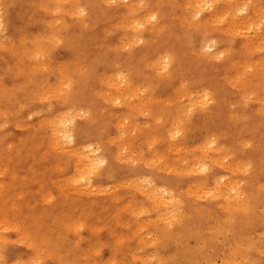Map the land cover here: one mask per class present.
<instances>
[{"label":"rangeland","instance_id":"374dc122","mask_svg":"<svg viewBox=\"0 0 264 264\" xmlns=\"http://www.w3.org/2000/svg\"><path fill=\"white\" fill-rule=\"evenodd\" d=\"M105 1H108V3L107 2L105 3ZM111 1H113V2H111ZM136 1L138 2L139 0H134V1L132 0V2L125 1V3H124V0H84V2L82 4L86 7H90L91 9H93L94 13L92 16L88 17V19L86 21H82L83 19H81L79 16L72 15L69 13V12H71L69 10H70L71 5H72L70 0L69 1L68 0H0V9L3 13V16H5V18H4V21H5L4 29L6 28L5 30L3 29L0 31V43H1L0 44V55H1L0 56V87H1L0 88V105H1L0 107H2V109L0 108V167L8 165L9 167H11V173L13 172L11 175L8 174L6 176L7 178L6 177H0V183L8 184V187L5 188V191L1 192V190H0V217L6 218L10 223H15V222L17 223L18 222V224L22 228H24L26 231H28V233L35 234L36 237L38 238L39 243H42L41 241L43 239L47 240V242H46L47 245H45V247L43 245H40V247L43 248L44 253L42 252L41 254H39V253L36 254L33 249H30L27 241L21 236L19 231L17 233V230L13 229L12 227L8 228V226L6 224L1 225L2 228L0 227V238L3 239L4 243L0 245V264H33V263L34 264H44V263L45 264H98V262H100V261H101L100 262L101 264H114L118 260H121L123 263H121V261H118L117 264H131V263L132 264H147V263L148 264H156V263L157 264H164V263H166V264H225L226 261L228 264L230 262H231L230 264H232V263L233 264H242V263L243 264H264V248H263L264 247V236H262V235H264V225H260V224H264V206H263L264 205V186H263L264 185V110L262 112V108H264V94L261 92L262 90L264 92V83H263L264 82L263 81L264 80V65H262L264 63L263 62L264 61V53H263L264 52V50H263L264 49V40H263L264 39L263 38L264 33L262 34V31L264 32V29H263L264 28L263 27L264 26V24H263L264 23V18H263L264 17V12H263L264 6H263V8H261L262 5H264V0H262V1L261 0H247V1L246 0H241V1L239 0V1H236V3L233 0H229V2H222L220 0H212V1H214V3L212 4V9L211 8L210 9L215 11V12L217 11L218 13L216 14L215 12H213V14H212L211 13L212 11H210V9H207L203 12L202 15L197 16L198 20L196 18V15L194 14L195 12H194L193 8H194V6L197 5L199 0H195V2L197 1L195 4H194V0H191L193 2H191L190 0H163V1L162 0H140V6L137 5L134 8H130L129 3L132 4V3H135ZM146 1H147V4L145 3ZM169 1H170V4L167 3ZM184 1H187V2H184ZM110 2H111V4H109ZM141 2H144L142 4L145 7L143 5H141ZM149 2H150V5H149ZM237 2L240 4L242 2V4H241L242 6H239V5L238 6L239 7L245 6V7L249 8L248 9L249 12L248 13H242V16H241V13L238 12V6L236 5V4H238ZM162 4H163V6H162ZM176 4H177V6H176ZM182 4L183 5L186 4L187 6L186 5L183 6ZM181 5H182V7H181ZM190 5H191V7H189ZM254 5H257L256 6L257 12H255V13H258L261 10L260 13H263L262 15L261 14L258 15V14L254 13V11L256 9V7H254ZM149 6H150V8H149ZM65 8H67V9H65ZM104 8H105V10H104ZM135 8H137V9H135ZM149 9H150V11H148ZM217 9L220 10V12ZM252 9H254V11ZM171 10H172V12H171ZM6 11H8V12H6ZM103 11H104V13H102ZM131 11H132V13H131ZM183 11L185 13H183ZM151 12H156L158 14V18H157L156 22H154V21L150 22L152 24L156 23L155 25L152 26V24H148L149 23L148 22V23H146L145 27H143V29L141 28L140 31L142 34H144V38H146L145 43L143 45L139 44L138 46L134 45V43H133L132 45L130 44V46H129L130 48H129L127 45L129 40L125 39L126 37L123 38V36H127V37H129L128 39L131 40L130 36H134V35H132V34H134L133 28H130V26H129V25H131V22L128 20L131 17H132V19L137 17L141 20H144V18L147 17V14H149ZM175 12H177V14ZM191 12H193V13H191ZM221 12L222 13L224 12L225 17L220 15ZM228 12H231V13L228 14ZM126 13H127V15H126ZM214 13L216 15H220V16L215 15V16H213L215 18H211L210 14L212 16V15H214ZM235 13H237V14L235 15ZM122 14H124V15L122 16ZM131 14H133V15H131ZM183 15H185V17ZM238 15H239V17H238ZM125 16H126V19L123 18ZM260 16H261V18H260ZM243 17H245V18H243ZM77 18H79V19L77 20ZM217 18H218V20H217ZM237 18H238L239 22H237L238 20H235ZM239 18L241 19V21ZM246 18L249 19L248 22H247L248 19H246ZM255 18L258 20H256ZM99 19H100V21H99ZM108 19H110V20H108ZM132 19H130V20L132 21ZM181 19H182V21H181ZM188 19H191V20H189V22H188ZM199 19L201 21H199ZM209 19L213 20V22H211V20H209ZM38 20H39V22H38ZM95 20H97V21H95ZM120 20H121V22H120ZM202 20H203V22H202ZM206 20H209L208 23H206L207 22ZM6 21H7V23H6ZM125 21H127L129 23L127 24V22H125ZM255 21L257 23H255ZM112 22H114V23H112ZM182 22H184V23H182ZM242 22H244V23H242ZM59 23H60V26H59ZM111 23H112V25H111ZM120 23H122V24H120ZM219 23H221L222 25ZM28 24H29V26H28ZM212 24H214V26ZM229 24L233 29L230 28ZM240 24H243L244 26L240 25ZM157 25H158V28H157ZM189 25H190V27H189ZM203 25H204V27H203ZM205 25L207 26V28ZM245 25H247V28H245ZM23 26H25L26 28ZM88 26H89V28H88ZM248 26H250V27H248ZM85 27H87V28H85ZM259 27L261 28V30L262 29L263 30L260 31ZM122 28L123 29L127 28V30H125V29L123 30ZM153 28H154V30H153ZM202 28H203V31H202ZM241 28L244 30L242 31ZM217 29H219V30H217ZM246 30H248L246 32L247 34L243 33ZM210 31H211V33H210ZM38 32H40V33H38ZM41 32H43V33H41ZM109 32L111 34H109ZM255 32L257 34H255ZM183 33H185V34H183ZM125 34H127V35H125ZM236 34H240V35L237 36ZM241 34L243 36H241ZM74 35L76 36V38ZM83 35H84V38H83ZM232 35L234 36V38L232 37ZM251 35H252V37L250 38ZM57 36H58V38H57ZM72 37H74V38L72 39ZM59 38H61V39H59ZM63 38H65V39H63ZM203 38H206V39L211 38L213 41L218 40L217 42H215L216 46L214 45L213 50L210 51V49H208V50L202 51L199 48V43ZM249 38H250V40H249ZM258 38H260L262 41H260V39L257 40ZM38 39L40 41H38ZM43 39L45 42L43 41ZM54 39H56V40H54ZM122 40H123V42H122ZM132 40H133V38H132ZM228 40H229V42H228ZM246 40H248V41H246ZM32 41H34L33 42L34 45L32 44ZM124 41L126 42L125 44H124ZM130 42L132 43V41H130ZM244 42H246L247 44ZM250 42H251V44H250ZM61 43H63V44H61ZM187 43H189V44H187ZM101 44H102V46H99ZM192 44H193V48H192ZM111 45L112 46L115 45V46L112 48ZM121 46L124 47V50H122ZM132 46H134V47L132 48ZM256 46H258V47H256ZM225 47H226V49L228 48L227 51H225L226 49L223 51V48H225ZM230 47L233 50L230 49ZM1 48L2 49L4 48L6 50H4V49L1 50ZM31 48H33V49H31ZM81 48H82V50H81ZM119 48H121V49H119ZM125 48H127V49H125ZM245 49H247V50H245ZM52 50H53V53H52ZM70 50H72V51H70ZM193 50H194V52H193ZM229 50H230V52H229ZM234 50H236V51H234ZM33 51H35V52H33ZM83 51H86V52L84 53ZM212 51H214V52L212 53ZM259 51L261 54L262 53L263 54L259 55L258 54ZM166 52L171 53L174 57H173V61H172L173 64H172L171 68L168 69L171 72L166 70L165 71L166 73H164L165 74L164 75V74L160 73V72H163V70L162 71L159 70V73L157 72L158 69L157 70L155 69L157 67L155 65L157 64L158 61H160V59H161L160 57ZM217 52L218 53L226 52V53L223 56L221 55L220 57H215L214 54H218ZM33 53H35V55H33ZM39 53L42 55H40ZM183 54L185 55V57ZM201 54H202V56H201ZM32 55H33V57H32ZM79 56H81V57H79ZM209 56H211V57L209 58ZM247 57H249L250 59L248 58L245 60V58H247ZM256 58H258L259 60L257 59L258 60L257 61ZM30 59H32V60H30ZM33 59H34V61H33ZM72 59H74V60H72ZM186 59H187V61H186ZM204 59H206V60H204ZM237 60H239V61H237ZM14 61H16V63ZM35 61H37V62H35ZM43 61H44V63L48 61L46 65L50 66V68L51 67H53V68L50 69L49 67H47L43 63ZM152 61L155 62L154 63L155 65L152 64L153 63ZM204 61H207V62H204ZM210 61L212 62V64ZM234 61L238 62V63L241 61L242 63L240 62L239 65H238V63H236V64L238 65L239 68L240 67L241 68L243 67V68L242 69L240 68L241 70L238 67L235 68L237 65L234 63ZM72 62H73V64H72ZM74 63L76 66H73ZM150 63L152 65H150ZM22 64H23V66H22ZM258 64H260V65H258ZM31 65L33 66L34 69L32 68ZM44 65H45V67H44ZM51 65H54V66H51ZM66 65H68L69 67ZM88 65H90V66H88ZM247 65H250L253 67L250 68ZM256 65H258V66H256ZM41 66H43V67H41ZM113 66H114V68H113ZM38 67H39V69H38ZM117 69H119V70H117ZM251 69H252V71H250ZM257 69H259V71L261 73L263 72V75H260L257 72L258 71ZM10 70H12V71H10ZM67 70H69V72ZM99 70H100V72H99ZM73 71H75L74 72L75 74L72 73ZM93 71L95 72V76L93 75L94 74ZM104 71L106 74L104 73ZM122 71H123V75L128 77L129 84L125 85L121 89H118L116 87L119 83V81H118L119 76L116 73H118V72L122 73ZM108 72H109V74H107ZM248 72H249V74H248ZM253 72H256L253 75L254 77L252 75H250ZM70 73L72 75H70ZM139 73H140V75H138ZM167 73H170L169 76ZM182 73L183 74L185 73V75L183 76ZM235 73H237V74H235ZM143 74L144 75L147 74V75L144 76ZM240 74H242L243 76ZM115 75H117V77ZM156 75H158L159 78H157ZM224 75H226L225 77H226L227 81L225 80V77H222ZM246 75H248V76L246 77ZM36 76H37V78H36ZM66 76H67V78H66ZM111 76H113L114 78ZM165 76H168V77L165 78ZM238 76L240 78H243V79L240 80V78H239V80H238ZM251 76L253 77V79ZM259 76L260 77L262 76L263 79L259 78ZM79 77H80V80H78ZM230 77L232 79L235 78L234 80H237V82L240 84H238L237 82L235 83V81L233 83V81H232V79H230ZM44 78L45 79L47 78V79L45 80ZM109 78H112L113 80L112 79L109 80ZM55 79H56V83H54ZM100 79L103 81H100ZM183 79H186V80H184L185 82L183 81ZM39 80H41V81H39ZM70 80L73 81L72 87L69 86L70 84H68V81L70 82ZM105 80H106V82H105ZM169 80H171L170 83H169ZM215 80H217V81H215ZM61 81H62V83H61ZM180 81L182 83L183 82L184 83L183 84L181 83L182 84L181 85ZM228 81H232V83L228 82ZM250 81L254 85L251 84ZM93 82H94L95 86L93 84H91ZM158 82L160 85L158 84ZM257 82H259V83H257ZM12 83H14L15 85H13ZM17 83H19V84H17ZM116 83H117V85H114ZM155 83H157V84H155ZM199 83H201V84H199ZM43 84L45 86L44 89H42ZM62 84H63V86H62ZM86 84H87V86H86ZM179 84L181 85V87H183V85H184V88H180ZM230 84H232V85L237 84L238 86L235 85V86H237V87H235L234 85L232 86ZM248 85H249V87H248ZM64 86H66V87H64ZM157 86H159V87H157ZM242 86H244V87H242ZM254 86H256V87H254ZM27 87H28V89H27ZM40 87H41V89H40ZM189 87H191L190 89H193V90H190ZM261 87H262V89H261ZM71 88H72V90H74L73 92H75V93L72 92ZM157 88H159V89H157ZM176 88H180V89H178V91H177ZM239 88L243 89V90H239ZM26 89L28 92L26 91ZM60 89L62 90V92ZM97 89L100 91H98ZM143 89H144V91H143ZM182 89H184V90H182ZM185 89L190 91V93L192 92L193 94L192 93L187 94ZM196 89L198 92L196 91ZM203 89L210 91L211 94L209 92L208 93L210 94V97L212 96L214 101H211L212 100V98H211V100L208 102L209 104L200 102V97H201L200 94H202L204 92ZM254 89H256V90H254ZM64 90H66V91H64ZM110 90L112 93L110 92ZM252 90L254 93L252 92ZM258 90H260V91L257 93L256 91H258ZM95 91L97 94H95ZM119 91H121V92H119ZM201 91H203V92L201 93ZM45 92L47 94H45ZM116 92H117V95H113V94H116ZM128 92H130V94ZM178 92H180L181 94H178ZM243 92L245 93V95H243L244 94ZM248 92H250V93H248ZM34 93H36V94L33 97L32 95ZM76 93H80L78 95L80 96L79 101H81L80 102L81 108L82 107L87 108V104H94L95 105V109L94 110L92 109L93 112H92V116H91L93 123L94 122L95 123L93 124V126L89 125L87 127L88 130H86L85 136L87 134V136H86L87 141L101 145L103 150L105 151L106 156L108 157V164L105 167L103 166L102 171H101L102 167H98L96 169H90L89 168V169H85L86 171H84V170L79 171L80 167H79V165H77L78 164L77 158L62 152L60 149H57L54 146L55 137H53L52 132L55 129V124L58 122L57 120H59V118L62 115L69 113V107L67 106V104L65 105L64 102L68 98L69 99L74 98L76 96ZM126 93L129 95H127ZM131 93L135 94V97L137 96L136 101L134 99V95H132ZM194 93H195V95H194ZM43 94H45V95H43ZM59 94L62 95L63 98ZM93 94H95V95L93 96ZM171 94H173V97L171 96ZM184 94L187 96L182 98V96ZM256 94H257V96H256ZM40 95H42V96H40ZM242 95H243V97H242ZM246 95L247 96L249 95L248 98H251V99L245 98V97H247ZM52 96H56V97L53 98ZM138 96H139L140 100H139ZM143 96H144V98L146 97V99H144ZM168 96H171V98H169ZM180 96L182 99L181 98L179 99ZM192 96H197L198 98L197 97L193 98ZM37 97H38V99H37ZM90 97L93 99H91ZM118 97H120L122 99V102L116 101V99ZM165 97H167L169 99V102L172 104H170L168 102L169 106L168 105L164 106V104H168V103H165L166 102ZM157 98H160V99H157ZM173 98L176 99L175 102H174ZM191 98L195 102L197 100L198 103L197 102L195 103ZM18 99H19V101H18ZM48 99H51V101H49ZM170 99L173 101H171ZM244 99H246V100H244ZM123 100H126V101H123ZM131 100L133 101V103ZM146 100H149V101L146 102ZM151 100L154 103H152ZM157 100H160V101H157ZM189 100H191V102ZM252 100H254V101H252ZM35 101L36 102L38 101V102L36 103ZM39 101H40V103H39ZM242 101H243L244 105L242 104ZM21 102H23V103H21ZM49 102H50V104H49ZM107 102H109L108 106L106 104ZM156 102H158V103H156ZM210 102H213L214 105H213V103H210ZM246 102H248V105L245 104ZM52 103H53V105H52ZM121 103H122V105H121ZM139 103H142V104H139ZM146 103H148V104L144 105ZM160 103H161V105H160ZM162 103H163V107H162ZM190 103L193 105H191ZM15 104H17V105H15ZM110 104H113V106L116 105L117 107L116 106L112 107V105H110ZM177 104H179L180 106ZM201 104H208V105L204 106ZM5 105H6V107H5ZM148 105H150V106H148ZM171 105L173 108L171 107ZM245 105H247V106H245ZM84 106H86V107H84ZM130 106H132V107H130ZM189 106H191V107H189ZM199 106L201 107L200 109H199ZM134 107H136V108H134ZM148 107H150V108H148ZM202 107L204 108V110L202 109ZM6 108H8V109H6ZM26 108H27V110H26ZM131 108L135 109L136 111L132 110V112H131L130 111ZM140 108L142 110H140ZM151 108H152V110H150ZM188 109L189 110L191 109V111H189ZM252 109H254L255 111ZM42 110H44V113ZM143 110L146 112H144ZM183 110H184V112H182ZM177 111H178V113H177ZM113 112L115 113V115ZM128 112H129V114H128ZM157 112H158V114H157ZM2 113H4V115ZM131 113H132V115H131ZM143 113H144V115H142ZM145 113H146V115H145ZM179 113H181V114H179ZM190 113H192V115ZM231 113H233L232 114L233 116L231 115ZM126 114H127V116L129 115L128 116L129 118L125 117ZM151 114L152 115L154 114V116H152V118H151ZM164 115L165 116L168 115V116L165 117ZM44 116H47V117H44ZM48 116H50V117H48ZM120 116H121L122 120H120L121 119V118H119ZM130 116H132V117L130 118ZM191 116H192V119L188 118ZM235 116H237L238 120H236L237 118ZM244 116L246 118H244ZM102 117L103 118L105 117V118L103 119ZM135 117H137V118H135ZM183 117H184V119H183ZM241 117H243V118H241ZM20 118H22L21 121H19ZM124 118H128L129 119V120L127 119L128 122L124 121ZM158 118L160 119V121H158L159 120ZM162 118L163 119L165 118V119L162 120ZM16 119H18V121H16ZM88 119H90V118L88 117V115H86V120H88ZM95 119H96V121H95ZM170 119H171V122H170ZM2 120H3V122H2ZM187 120H189V122ZM78 121H79V123H81L82 120H78ZM119 121L121 123H119ZM146 121L147 122L149 121V122L147 123ZM131 122L133 125L129 126V125H131L130 124ZM159 122H161V123H159ZM172 123H173L174 127L172 126ZM186 123H189V125ZM101 124H102V126H101ZM142 124H144V125H142ZM151 124H152V126H151ZM184 124H186L185 125L186 128L184 127ZM218 124H220V125H218ZM179 125H182V126L179 127ZM125 126H127V128ZM128 126L131 128H129ZM138 126L141 127V129H139V130H141V132L143 131L142 133L141 132L138 133V131H139ZM144 127H148L149 129L144 128ZM176 127H179L178 129L183 130V131L182 132L180 131L181 135L179 132L178 135L172 136L174 129ZM50 128H52V130ZM101 129H102V131H101ZM106 129L108 130V132H106ZM164 129H166V131L165 132L163 131V133H162V130H164ZM195 129L198 130L199 133L201 132L205 136H202V134L201 133L199 134L197 131L195 132ZM201 130L204 131L205 134ZM87 131H89V132L87 133ZM132 131H134V132L132 133ZM151 131H153V132H151ZM117 132H119V133H117ZM189 132H191V133H189ZM192 132H194L195 134L193 133V135H192ZM131 133H132V135L135 134L134 136H136L138 138H136V137L133 138V136H131ZM152 133L154 134V136L152 135ZM164 133H165V135H164ZM209 133H211V135ZM236 133H237V135L239 134L238 137L236 136ZM98 134H101L102 136L98 135ZM116 134H118V135H116ZM167 134H169V137L166 136ZM147 135L149 137L151 136V138L147 139V138H149ZM214 135L216 136V139L218 138V141L223 146V148L224 147L228 148V149H225V148L224 149H225V151L226 150L229 151L228 153H230L231 158L234 155L233 156L234 159H236V160L239 159V160L243 161L244 163L248 164V166L242 165L239 167H235L234 171L232 173H230V175H229V176H231L230 181L234 182V180H235V183H239V181H241L239 184H240V187H242L241 188L242 192L244 191L243 194H245V195L242 196L243 202L240 205L236 201H234L235 203L234 202L228 203L227 201H225L222 198L217 197L218 198L217 199V198L213 197V195L216 194V191L213 190L215 187V185H214L215 178L220 176V174L222 175V174L226 173L224 171V169L221 167V165L216 163V160L219 158L221 159L223 154L222 155H216L214 150L211 149L213 147H211V146L209 147L206 145L207 139L212 138V137L215 138ZM224 135H226V136L224 137ZM46 136H47V138H46ZM130 136L133 138V139H131V140H133V142L131 140H129V138H131ZM161 136L163 138L168 137L169 139L167 138L168 140L166 141ZM178 136H180V138H182L183 140L178 138ZM175 137H176V140H175ZM241 137H243V139ZM246 138L249 140H247ZM115 139H117V140H115ZM144 139H146V140H144ZM154 139H156V140H154ZM161 139H163V140L161 142H159V140H161ZM245 139L247 140L246 142L243 141ZM201 140H203V141H201ZM169 141L170 142L173 141V143L172 142L170 143ZM250 141H252V144ZM96 142H98V143H96ZM114 142H115V144H114ZM167 142L170 143V146ZM199 142H201V143L199 144ZM105 143H107V144H105ZM122 143H123V146H121ZM127 143H128V145L130 144L129 148H128ZM153 143H155V144H153ZM239 143H241V144H239ZM139 144H141V145H139ZM145 144H147V145H145ZM152 144L154 146H152ZM183 144H185V146H183ZM3 145L4 146L7 145V146L4 147ZM146 147H148L147 150H146ZM152 147H154V148H152ZM179 147L181 149H179V151H178L177 148H179ZM188 147H190V148H188ZM242 147H244V148H242ZM5 148H7V149H5ZM122 148H124L125 150ZM191 148H192V150H190ZM152 149H154V150L152 151ZM171 149H173V151ZM143 150H144V153H143ZM145 150H146V152H145ZM156 150H158V152ZM169 150L172 151L173 153L174 152L175 153L173 154L172 152H169ZM195 150L197 152H195ZM200 150L202 151V154L200 153L201 152ZM116 151L118 154L116 153ZM181 151L183 153H181ZM184 151L185 152L187 151L186 152L187 154ZM163 152L165 154H163ZM126 153H127V155H126ZM129 153H130V155H129ZM135 153L136 154L138 153V154L136 155ZM158 153H160V154L158 155ZM198 153H200V154H198ZM235 153H236V155H235ZM120 154H122L121 155L122 158H120ZM123 154H124V156H123ZM194 155H195V157H194ZM212 155H214V156H212ZM180 156L182 158H185V160L180 159L183 161L182 162L178 161L179 158H181ZM197 156L199 159L197 158ZM217 156H219V158H217ZM125 157L127 160L125 159ZM204 157H205V159H204ZM134 158H136V159H134ZM163 158L165 159V161ZM215 158H217V159L214 160ZM121 159H122V162H121ZM145 159L146 160L150 159V162H153V163L149 162V164L145 165V162H148V160L146 161ZM192 159H193V161H191ZM138 160H140V161H138ZM204 160H205V162H204ZM31 161H32V163H31ZM49 161H50V163H52V162L53 163L49 164L48 163ZM125 161H126V163H125ZM160 161H161V163H160ZM196 161L197 162L199 161V162L197 163ZM223 161H225L224 163L228 162L227 160H223ZM168 162H169V164H168ZM54 163H55V165H54ZM182 163H183V165L181 166ZM184 163H186L187 165ZM206 163L208 166H209V164L211 166H209L208 171H206V173H205V171H202L198 167H199V165L206 164ZM153 164H155V165H153ZM149 165L151 167H147ZM251 165H252V167H251ZM177 166H179V167H177ZM193 166H196L195 167L196 169H194V171L192 169V168H194ZM45 167H46V169H45ZM163 167H164V169H163ZM210 167H211V169H210ZM160 168H162L163 170ZM178 168L180 169V173L184 172V174H186V175H183V174L180 175V173L178 175H176L177 174L176 171H179ZM185 168H187V169H185ZM253 168H255V169H253ZM249 169L250 170L252 169V171H250ZM13 170H15L16 173ZM260 170H261V172H260ZM114 171L116 172L117 176L114 174L115 173ZM66 172L69 174L68 176L66 175L67 174ZM242 172H244L245 174ZM188 173H190L191 175L190 174L188 175ZM248 173H250V175ZM39 174H41L42 176ZM144 174H145V176L149 175L148 177L153 179L156 184L167 186L169 189L171 188L170 190L175 194H177V192L180 191L175 196V197H179V198H176V200L173 199L172 202L174 204L171 202V204L169 205L171 207H169V206L168 207L162 206V208L156 207L155 203L152 202L153 199L151 197H149L143 191V189L145 188L144 187V181L142 180ZM251 174H252V177H254V178H251ZM23 175H25L27 177L25 178V176H23ZM73 175H74V177H72ZM139 175H143V176H139ZM121 176H122V178H124V177L125 178L122 179ZM136 176H138V177H136ZM38 177H40V178H38ZM81 177H83L86 180H83V182L80 181ZM127 177H129L130 181L128 180ZM131 177H132V179H131ZM213 178H214V180H213ZM31 179H32V181H31ZM41 179H43V180H41ZM90 179L92 181V184H94V186L98 188V191H95L97 194V195L95 194L96 196L94 195L95 192H90L85 187L87 184V181ZM166 179H167V181H166ZM126 180H128L129 183ZM134 180H136V181H134ZM205 180L207 182H205ZM27 181H28V183H27ZM41 181H42V183L38 184V182H41ZM125 182H127V183L125 184ZM198 182H200V184L202 183V185H200ZM16 183H17V185H16ZM45 184H46V186L43 187V185H45ZM112 184L114 185V187ZM191 184L192 185L194 184L198 187L196 188V186L194 187V185L192 186ZM115 185H116V187H115ZM119 185H120V187H119ZM204 185L206 186V188ZM134 186H135V188H134ZM207 186H209V187H207ZM212 187H213V189H212ZM78 188H80V189H78ZM83 188H84V190H83ZM113 188H115V189H113ZM129 188H130V190H129ZM208 188L211 190H209ZM256 188H258V189H256ZM37 189H38V191H37ZM132 189L135 192H133ZM23 190H25V191H23ZM116 190H117V192H116ZM10 191H12V192H10ZM32 191H33V193H32ZM36 191H37V193H36ZM60 191H61V193H60ZM78 191H80V192H78ZM7 192L10 194V196L7 195L8 194ZM22 192H24L25 194H23ZM113 192H115L114 195H113ZM246 192H248V193H246ZM63 193L64 194L68 193V194L64 195ZM187 193H189V194H187ZM204 194H205V196H204ZM11 195H12V197H11ZM48 195H52L54 198L53 203H51L50 205L48 203H45V201H44ZM208 195L210 197L211 196L212 197L209 198ZM254 195H256V196H254ZM4 196H6L4 199L5 201L3 200ZM21 196H23L24 198ZM111 196H113V197H111ZM119 196H121L122 199L119 200ZM133 197H135L136 199H133ZM242 197H241V199H242ZM8 198L10 200H12V202L14 201V203H12L11 201H8ZM19 198H21V199H19ZM60 199H62L63 201L66 200V201H64L65 203L64 202L62 203V200L60 201ZM129 199L135 200V202L137 204L135 202H132L133 201L132 200V201H129V203H130V205H129V203H128ZM137 199L139 200V202ZM179 199L181 200L180 202H179ZM93 200L96 202H93ZM249 200H250V202H249ZM19 202H22V203H19ZM34 202L36 205L34 204ZM142 202H143V204H142ZM222 202H224V203H222ZM4 203H8L9 205L4 204ZM10 203L12 204L11 206H10ZM131 203H132V205H131ZM194 203L197 205H195ZM226 203H227V205H226ZM2 204H4V205H2ZM30 204L31 205L34 204V205L31 206ZM224 204H225V206H224ZM13 205L16 206L17 209H19V210L18 211L15 210ZM119 205L121 206L119 208H121L122 211L120 209L116 208V206L118 207ZM122 205H124V206L122 207ZM150 205H152V206L150 207ZM220 205H223V208H221L222 206H220ZM85 206H86V208L83 209ZM176 206H178L177 209H176ZM126 207L130 208L132 210V212H131V210L125 211V209H127ZM138 207H139V209H138ZM155 207L159 208V209H156ZM229 207L231 208V211L229 210L230 209ZM245 207H247V208H245ZM150 208L152 209V211ZM134 209H135V211H134ZM161 209L163 210V212ZM197 209H198V211H197ZM200 209H202L204 211L200 212ZM213 209H214V211H213ZM222 209H224V210H222ZM72 210H73V212H72ZM157 210H158V212H157ZM159 210H161V211H159ZM171 210H173V211L175 210V211L173 212ZM56 212L58 215L56 214ZM87 212H89L91 215L92 214H94V215H92V216L88 215L89 213L87 214ZM117 212H120V213H117ZM134 212H136V214ZM179 212H183V214H181ZM207 212H209V213H207ZM228 212L231 215L227 214ZM70 213H72L73 215ZM67 214L70 216H68ZM79 214H80V216H79ZM184 214L187 217L186 216L183 217ZM2 215H4V217ZM117 215L120 217H116ZM176 215L177 216L179 215V217H177ZM198 215L200 218L198 217ZM62 216H64L65 218L62 219ZM130 216H132V217H130ZM133 216L136 217L135 220H134ZM137 216L140 217L141 219L138 218ZM164 216H165V219H164ZM172 216H174V217H172ZM79 217H80V219H79ZM162 217H163V219H162ZM229 217H231L232 219H230ZM17 218H19V219H17ZM71 218H74V221H73V219L70 221ZM117 218L119 220V224H118ZM178 218H180L181 220ZM10 219H12L13 221H11ZM52 220H53V222H52ZM85 220H86V224H85ZM98 220H99V222H98ZM170 220H171V222H170ZM218 220H220V221H218ZM228 220H229V222L232 221L231 222L232 224L229 223ZM244 220L245 221L247 220V221L245 222ZM140 221H142V223ZM172 221H174V222L176 221L177 225H174V222H172ZM49 222H51V223H49ZM124 222L129 224V225L127 226V224L126 225L123 224ZM135 222H137L139 224L137 225ZM143 222L146 224H144ZM149 222H150V224H149ZM164 222L165 223L167 222V223L165 224ZM220 222H221V224H220ZM80 223H82V224H80ZM152 223L157 224V225H155L157 227L154 228V226H152L153 225ZM227 223H229V224H227ZM1 224H4V223H1ZM115 224H117V227ZM142 224H144V225H142ZM60 225H62V226L64 225V226L60 227ZM85 225L88 227H85ZM91 225H93V227ZM100 225H104L103 227L101 226L103 230L100 229L101 228ZM136 225H137V227H136ZM165 225L168 227H166ZM57 226H59V227H57ZM147 226H150V227H147ZM215 226H217V227H215ZM65 227H66V229H65ZM106 227H108V229H106ZM124 227H126V228H124ZM146 227L148 229H146ZM112 228H116V230H113ZM139 228H140V230H139ZM229 228H230V230H229ZM55 229H56V231H55ZM130 230H131V233H130ZM148 230H149V232H148ZM154 230H156V231H154ZM161 230L163 232V235L161 234L162 236L160 235V233H162ZM231 230H233V231H231ZM15 231H16V233H15ZM150 231H152V232H150ZM165 231L166 232L169 231V232L164 233ZM98 232H99V235H98ZM114 232H116V233H114ZM153 232H154V234H152ZM217 232H219L218 234H221V235H218ZM226 232H228V233H226ZM132 233H134L136 236L133 235ZM182 233H184V235ZM117 234L118 235L120 234L119 237H117L118 236ZM164 234H165V236H164ZM170 234H172L171 235L172 237L170 236ZM189 234H191V235H189ZM153 235H154V237H151ZM173 235H174V237L175 236L176 237L174 238ZM166 236H168V237H166ZM10 237H11V239H10ZM116 237L118 238V240ZM129 237L131 238V241H130ZM161 237H162V239L163 238L164 239L162 240ZM19 238H21V240ZM154 238H156V239H154ZM209 238H212L213 240L212 239L209 240ZM126 239L128 240L127 242H125ZM159 239H161L162 241ZM215 239H217V240H215ZM242 239H244V240H242ZM98 240H99V242H98ZM158 240H159V243H158ZM100 241H101V243H100ZM117 241H119L120 244ZM136 241L138 242L139 245L136 244ZM77 242H79V243L77 244ZM82 242H84V243H82ZM102 242H103V244H102ZM154 242H155V244L156 243H158V244H156V246H153V245H155V244H152ZM237 242H238V244H237ZM73 243L76 245H74ZM161 243L162 244L166 243V244L163 246V245H161ZM19 244H21V245H19ZM124 244H125L126 248L129 246L131 247V248L129 247V250H130V251L128 250L129 252H127V249L124 248ZM240 244H241V246H240ZM89 245H90V247H89ZM114 245H116V246H114ZM230 245H231V247H230ZM98 246H100V247H98ZM135 247H139V248L137 249ZM89 248H91L92 251H89L90 250ZM254 248H255V250H254ZM87 249H89V250H87ZM145 249H148V250H146L147 252L145 251ZM111 250H113V251H111ZM114 250H115V253H114ZM116 250H119V251L116 252ZM149 250H150V252L148 253ZM152 250L153 251L155 250V251L153 252ZM157 251H158V253H157ZM194 251H196V252H194ZM76 252H78V253H76ZM91 252H93L94 254H92ZM126 252H127V254H126ZM133 252L136 256L133 254ZM229 252H231L230 255H228ZM88 253H90V254H88ZM33 254H34V256H33ZM81 254L83 255V257ZM84 254H86V255H84ZM111 255H113V256H111ZM231 255H233V257ZM124 256H126L127 258ZM109 257H111L112 259ZM167 257H169V258H167ZM257 257H259V260H257L258 259ZM8 258H10V259H8ZM90 258H92V259H90ZM135 258H136V260H135ZM105 259H106V261H104ZM233 259H235V261ZM228 260H229V262H228ZM161 261L164 263H162Z\"/></svg>","mask_w":264,"mask_h":264},{"label":"bare ground","instance_id":"6f19581e","mask_svg":"<svg viewBox=\"0 0 264 264\" xmlns=\"http://www.w3.org/2000/svg\"><path fill=\"white\" fill-rule=\"evenodd\" d=\"M69 1V0H68ZM125 1H128V2H132V0H124V3H125ZM134 1V0H133ZM163 1V0H162ZM161 1V2H162ZM191 1V0H190ZM220 1H222V2H229V0H220ZM235 3H236V1H239V0H233ZM241 1V0H240ZM247 1V0H246ZM262 1V0H261ZM40 2V1H39ZM70 2L72 3V5H71V8H70V10L69 11H71V12H69L68 10V12L70 13V14H72V15H76V16H79L81 19H83L82 21H86L87 19H88V17H90V16H92L93 15V13H94V10L93 9H91L90 7H86V6H84L82 3L84 2V0H70ZM96 2V1H95ZM104 2V1H103ZM108 3V1H105V3ZM111 2H113V1H111ZM111 2L109 3V4H111ZM184 2H187V1H184ZM191 2H193V1H191ZM197 2V1H196ZM195 2V0H194V4L196 3ZM217 2V1H216ZM219 2V1H218ZM244 2V1H243ZM251 2V1H250ZM2 3V2H1ZM11 3V2H10ZM9 3V4H10ZM38 3V2H37ZM36 3V4H37ZM44 3V2H43ZM120 3V2H119ZM137 3V4H136ZM142 3H144V2H141V5H143ZM146 4H147V1L145 2ZM165 3V2H164ZM168 4H170V1L169 2H167ZM180 3V2H179ZM183 3V2H182ZM214 3V1H212V0H199L198 1V3H197V5L196 6H194V14L196 15V18H197V16L198 15H202L203 14V12L205 11V10H207V9H212V4ZM238 3V2H237ZM7 4V3H6ZM39 4V3H38ZM37 4V5H38ZM41 4V3H40ZM103 4V3H102ZM187 4V3H186ZM186 4H184V5H186ZM227 4V3H226ZM241 4H242V2H241ZM240 3H238V4H236L237 6L239 5V6H242ZM262 4V3H261ZM47 5V4H46ZM57 5V4H56ZM62 5V4H61ZM100 5V4H99ZM115 5V4H114ZM129 5H130V8H134L135 6H140V0L137 2H135V3H132V4H130L129 3ZM149 5H150V2H149ZM156 5V4H155ZM183 5V4H182ZM182 5H181V7H182ZM183 5V6H184ZM192 5V4H191ZM191 5L189 6V7H191ZM235 5V6H236ZM245 5V4H244ZM12 6V5H11ZM63 6V5H62ZM144 6V5H143ZM160 6V5H159ZM162 6H163V4H162ZM176 6H177V4H176ZM179 6V5H178ZM187 6V5H186ZM236 6V7H237ZM238 6V12L239 13H241V16H242V13H248L249 12V8H247V7H245V6H243V7H239ZM257 5H254V7H256ZM261 6V5H260ZM263 6L264 5H262V7L261 8H263ZM55 7V6H54ZM61 7V6H60ZM99 7V6H98ZM145 7V6H144ZM188 7V8H189ZM52 8V7H51ZM69 8V7H68ZM110 8V7H109ZM140 8V7H139ZM149 8H150V6H149ZM160 8V7H159ZM253 8V7H252ZM260 8V7H259ZM3 9V8H2ZM8 9V8H7ZM65 9H67V8H65ZM129 9V8H128ZM135 9H137V8H135ZM141 9V8H140ZM172 9V8H171ZM190 9V8H189ZM192 9V8H191ZM210 9V11H212L211 13L213 14V12H215V11H213V10H211ZM226 9V8H225ZM229 9V8H228ZM227 9V10H228ZM104 10H105V8H104ZM107 10V9H106ZM130 10V9H129ZM128 10V11H129ZM152 10V9H151ZM159 10V9H158ZM174 10V9H173ZM218 10V9H217ZM253 11H254V9H252ZM47 11V10H46ZM141 11V10H140ZM139 11V12H140ZM148 11H150V9L148 10ZM147 11V12H148ZM154 11V10H153ZM219 12H220V10H218ZM6 12H8V11H6ZM64 12V11H63ZM62 12V13H63ZM171 12H172V10H171ZM187 12V11H186ZM255 12H257V7H256V9H255V11H254V13ZM260 12H261V10H260ZM260 12H258V13H255V14H258V15H262L263 13H260ZM263 12H264V10H263ZM48 13V12H47ZM102 13H104V11L102 12ZM128 13V12H127ZM127 13H126V15H127ZM131 13H132V11H131ZM176 14H177V12H175ZM174 13V14H175ZM183 13H185L184 11H183ZM191 13H193V12H191ZM216 14L218 13L217 11L215 12ZM214 13V15H212L211 16V14H210V17L211 18H215V17H213V16H215L216 14ZM226 13V12H225ZM231 12H228V14H230ZM134 14V13H133ZM133 14H131V15H133ZM147 14V13H146ZM172 14V13H171ZM234 14V13H233ZM237 13H235V15H236ZM6 15V14H5ZM55 15V14H54ZM57 15V14H56ZM59 15V14H58ZM105 15V14H104ZM124 14H122V16H123ZM170 15V14H169ZM193 15V14H192ZM221 16H224L225 14H224V12L222 13L221 12V14H220ZM220 15H216V16H220ZM144 16V15H143ZM184 17H185V15H183ZM187 16V15H186ZM250 16V15H249ZM252 16V15H251ZM55 17V16H54ZM72 17V16H71ZM141 17V16H140ZM161 17V16H160ZM179 17V16H178ZM183 17V18H184ZM225 17V16H224ZM234 17V16H233ZM238 17H239V15H238ZM255 17V16H254ZM263 17V16H262ZM4 18H5V16H3V13H2V11H1V9H0V31L1 30H3L4 29V25H5V21H4ZM31 18V17H30ZM33 18V17H32ZM51 18V17H50ZM102 18V17H101ZM123 18H125L126 19V16L125 17H123ZM144 18V17H143ZM157 18H158V14L156 13V12H151V13H149V14H147V17L146 18H144V20H141V19H139V18H133L132 19V17L130 18V19H132V21L129 19L128 21H130L131 22V25H129L130 26V28H133V31H134V34H132V35H134V36H130L131 37V40L130 39H128L129 37H127V36H123V38L124 37H126L125 39H127V40H129V42L130 41H132V43L130 42H128L127 43V45H128V47L130 46V44L132 45L133 43H134V45H136V46H138L139 44H144L145 43V39L146 38H144V34H142L141 33V28L143 29V27H145V25H146V23H148V24H152V23H150V22H152V21H154V22H156L157 21ZM203 18V17H202ZM243 18H245V17H243ZM249 18V17H248ZM248 18H246V19H248ZM260 18H261V16H260ZM264 18V17H263ZM262 18V19H263ZM35 19V18H34ZM79 18H77V20H78ZM119 19V18H118ZM161 19V18H160ZM186 19V18H185ZM229 19V18H228ZM240 19V18H239ZM256 19V18H255ZM76 20V21H77ZM108 20H110V19H108ZM189 20H191V19H188V22H189ZM195 20V19H194ZM197 20H198V18H197ZM209 20H211V19H209ZM209 20H206L207 22L206 23H208V21ZM216 20V19H215ZM214 20V21H215ZM217 20H218V18H217ZM225 20V19H224ZM232 20V19H231ZM235 20H238V18L237 19H235ZM254 20V19H253ZM256 20H258V19H256ZM261 20V19H260ZM81 21V20H80ZM95 21H97V20H95ZM99 21H100V19H99ZM181 21H182V19H181ZM185 21V20H184ZM199 21H201L200 19H199ZM233 21V20H232ZM240 21H241V19H240ZM249 21V19L247 20V22ZM38 22H39V20H38ZM120 22H121V20H120ZM125 22H127V21H125ZM191 22V21H190ZM194 22V21H193ZM202 22H203V20H202ZM211 22H213V20H211ZM210 22V23H211ZM237 22H239V20L237 21ZM236 22V23H237ZM6 23H7V21H6ZM37 23V22H36ZM43 23V22H42ZM54 23V22H53ZM52 23V24H53ZM112 23H114V22H112ZM112 23H111V25H112ZM129 22H127V24H128ZM181 23V22H180ZM182 23H184V22H182ZM192 23V22H191ZM199 23V22H198ZM241 23V22H240ZM242 23H244V22H242ZM255 23H257L256 21H255ZM72 24V23H71ZM88 24V23H87ZM120 24H122V23H120ZM156 23H154V24H152V26L153 25H155ZM158 24V23H157ZM171 24V23H170ZM169 24V25H170ZM188 24V23H187ZM219 24H221V23H219ZM228 24V23H227ZM246 24V23H245ZM262 24V23H261ZM264 24V23H263ZM262 24V25H263ZM57 25V24H56ZM83 25V24H82ZM98 25V24H97ZM126 25V24H125ZM213 26H214V24H212ZM211 25V26H212ZM222 25V24H221ZM220 25V26H221ZM240 25H243V24H240ZM7 26V25H6ZM28 26H29V24H28ZM59 26H60V23H59ZM96 26V25H95ZM128 26V27H129ZM161 26V25H160ZM171 26V25H170ZM206 26V25H205ZM219 26V25H218ZM228 26V25H227ZM229 26H230V24H229ZM239 26V25H238ZM244 26V25H243ZM23 27H25V26H23ZM48 27V26H47ZM58 27V26H57ZM70 27V26H69ZM91 27V26H90ZM172 27V26H171ZM189 27H190V25H189ZM203 27H204V25H203ZM209 27V26H208ZM236 27V26H235ZM248 27H250V26H248ZM254 27V26H253ZM252 27V28H253ZM264 27V26H263ZM26 28V27H25ZM24 28V29H25ZM49 28V27H48ZM84 28V27H83ZM85 28H87V27H85ZM88 28H89V26H88ZM111 28V27H110ZM152 28V27H151ZM157 28H158V25H157ZM206 28H207V26H206ZM212 28V27H211ZM219 28V27H218ZM230 28H232L231 26H230ZM239 28V27H238ZM245 28H247V25H245ZM6 29V28H5ZM4 29V30H5ZM46 29V28H45ZM50 29V28H49ZM48 29V30H49ZM112 29V28H111ZM123 29V28H122ZM125 30H127V28H124ZM123 29V30H124ZM189 29V28H188ZM213 29V28H212ZM224 29V28H223ZM226 29V28H225ZM233 29V28H232ZM236 29V28H235ZM256 29V28H255ZM254 29V30H255ZM259 29H260V31H262L261 30V28L259 27ZM21 30V29H20ZM104 30V29H103ZM118 30V29H117ZM153 30H154V28H153ZM152 30V31H153ZM190 30V29H189ZM197 30V29H196ZM216 30V29H215ZM217 30H219V29H217ZM222 30V29H221ZM237 30V29H236ZM241 30L243 31L244 29H242L241 28ZM240 30V31H241ZM24 31V30H23ZM22 31V32H23ZM64 31V30H63ZM68 31V30H67ZM112 31V30H111ZM157 31V30H156ZM183 31V30H182ZM202 31H203V28H202ZM224 31V30H223ZM222 31V32H223ZM227 31V30H226ZM231 31V30H230ZM248 30H246L245 32H243V33H246ZM252 31V30H251ZM250 31V32H251ZM6 32V31H5ZM61 32V31H60ZM105 32V31H104ZM143 32V31H142ZM228 32V31H227ZM38 33H40V32H38ZM41 33H43V32H41ZM45 33V32H44ZM156 33V32H155ZM162 33V32H161ZM190 33V32H189ZM203 33V32H202ZM210 33H211V31H210ZM226 33V32H225ZM231 33V32H230ZM233 33V32H232ZM264 32L262 31V34H263ZM48 34V33H47ZM60 34V33H59ZM109 34H111L110 32H109ZM157 34V33H156ZM183 34H185V33H183ZM229 34V33H228ZM247 34V33H246ZM255 34H257L256 32H255ZM261 34V33H260ZM5 35V34H4ZM77 35V34H76ZM82 35V34H81ZM125 35H127V34H125ZM161 35V34H160ZM237 36L238 35H240V34H236ZM6 36V35H5ZM26 36V35H25ZM37 36V35H36ZM75 36V35H74ZM159 36V35H158ZM179 36V35H178ZM186 36V35H185ZM241 36H243L242 34H241ZM264 36V35H263ZM9 37V36H8ZM63 37V36H62ZM61 37V38H62ZM78 37V36H77ZM122 37V36H121ZM187 37V36H186ZM189 37V36H188ZM204 37V36H203ZM232 37L234 38V36L232 35ZM252 37V35L250 36V38ZM23 38V37H22ZM26 38V37H25ZM42 38V37H41ZM40 38V39H41ZM47 38V37H46ZM57 38H58V36H57ZM61 38H59V39H61ZM74 37H72V39H73ZM75 38H76V36H75ZM83 38H84V35H83ZM132 38H133V40H132ZM247 38V37H246ZM250 38H249V40H250ZM264 38V37H263ZM32 39V38H31ZM35 39V38H34ZM50 39V38H49ZM48 39V40H49ZM63 39H65V38H63ZM67 39V38H66ZM124 39V40H125ZM149 39V38H148ZM220 39V38H219ZM231 39V38H230ZM260 38H258L257 40H259ZM14 40V39H13ZM54 40H56V39H54ZM121 40V39H120ZM189 40V39H188ZM193 40V39H192ZM264 40V39H263ZM38 41H40L39 39H38ZM43 41H44V39H43ZM64 41V40H63ZM74 41V40H73ZM218 41V40H217ZM217 41H213L211 38H203L201 41H200V43H199V48L202 50V51H204V50H208V49H210V51L211 50H213L214 49V45L216 44L215 42H217ZM226 41V40H225ZM246 41H248V40H246ZM253 41V40H252ZM260 41H262L261 39H260ZM13 42V41H12ZM33 42L34 41H32V44H33ZM45 42V41H44ZM43 42V43H44ZM50 42V41H49ZM88 42V41H87ZM122 42H123V40H122ZM189 42V41H188ZM227 42V41H226ZM228 42H229V40H228ZM256 42V41H255ZM47 43V42H46ZM66 43V42H65ZM69 43V42H68ZM71 43V42H70ZM126 42L124 41V44H125ZM193 43V42H192ZM244 43H246V42H244ZM249 43V42H248ZM1 44V43H0ZM7 44V43H6ZM61 44H63V43H61ZM76 44V43H75ZM88 44V43H87ZM121 44V43H120ZM174 44V43H173ZM187 44H189V43H187ZM186 44V45H187ZM195 44V43H194ZM247 44V43H246ZM250 44H251V42H250ZM260 44V43H259ZM17 45V44H16ZM27 45V44H26ZM34 45V44H33ZM71 45V44H70ZM104 45V44H103ZM220 45V44H219ZM254 45V44H253ZM8 46V45H7ZM22 46V45H21ZM99 46H102V44L101 45H99ZM112 46V45H111ZM115 45H113L112 46V48L114 47ZM124 46V45H123ZM216 46V45H215ZM255 46V45H254ZM4 47V46H3ZM9 47V46H8ZM67 47V46H66ZM108 47V46H107ZM119 47V46H118ZM117 47V48H118ZM126 47V46H125ZM134 46H132V48H133ZM229 47V46H228ZM243 47V46H242ZM256 47H258V46H256ZM263 47V46H262ZM12 48V47H11ZM76 48V47H75ZM78 48V47H77ZM111 48V47H110ZM121 48H122V50H124V47H122L121 46ZM121 48H119V49H121ZM130 48V47H129ZM192 48H193V44H192ZM246 48V47H245ZM4 49V48H3ZM2 48H1V50H3ZM13 49V48H12ZM11 49V50H12ZM24 49V48H23ZM31 49H33V48H31ZM125 49H127V48H125ZM198 49V48H197ZM226 49V47L225 48H223V51ZM230 49H232L231 47H230ZM4 50H6V49H4ZM19 50V49H18ZM55 50V49H54ZM81 50H82V48H81ZM132 50V49H131ZM216 50V49H215ZM228 50V48L225 50V51H227ZM233 50V49H232ZM245 50H247V49H245ZM264 50V49H263ZM70 51H72V50H70ZM166 51V50H165ZM198 51V50H197ZM221 51V50H220ZM234 51H236V50H234ZM16 52V51H15ZM33 52H35V51H33ZM84 53L86 52V51H83ZM130 52V51H129ZM193 52H194V50H193ZM214 51H212V53H213ZM229 52H230V50H229ZM247 52V51H246ZM253 52V51H252ZM255 52V51H254ZM52 53H53V50H52ZM205 53V52H204ZM216 53V52H215ZM218 53V52H217ZM225 53L226 52H220V53H218V54H214V56L215 57H220L221 55L223 56V55H225ZM264 53V52H263ZM262 53V54H263ZM11 54V53H10ZM40 54V53H39ZM74 54V53H73ZM100 54V53H99ZM230 54V53H229ZM245 54V53H244ZM255 54V53H254ZM259 55L261 54L260 53V51H259V53H258ZM261 54V55H262ZM20 55V54H19ZM33 55H35V53H33ZM33 55H32V57H33ZM40 55H42V54H40ZM51 55V54H50ZM101 55V54H100ZM160 55V54H159ZM184 55V54H183ZM190 55V54H189ZM228 55V54H227ZM256 55V54H255ZM1 56V55H0ZM30 56V55H29ZM97 56V55H96ZM201 56H202V54H201ZM249 56V55H248ZM11 57V56H10ZM9 57V58H10ZM19 57V56H18ZM51 57V56H50ZM79 57H81V56H79ZM102 57V56H101ZM173 55L171 54V53H164L160 58V61H158L157 62V64L155 65L154 63L155 62H153L152 64H154L155 66H157L155 69L157 70V72L159 73V70L160 71H162L163 70V72H160L161 74H164V73H166L165 71L166 70H168V69H170L171 68V66H172V61H173ZM184 57H185V55H184ZM187 57V56H186ZM189 57V56H188ZM211 56H209V58H210ZM225 57V56H224ZM250 57V56H249ZM249 57H247V58H245V60L246 59H248ZM16 58V57H15ZM41 58V57H40ZM74 58V57H73ZM157 58V57H156ZM183 58V57H182ZM196 58V57H195ZM198 58V57H197ZM206 58V57H205ZM259 58V57H258ZM258 58H256V60L258 59ZM12 59V58H11ZM75 59V58H74ZM74 59H72V60H74ZM77 59V58H76ZM86 59V58H85ZM188 59V58H187ZM187 59H186V61H187ZM212 59V58H211ZM217 59V58H216ZM250 59V58H249ZM27 60V59H26ZM30 60H32V59H30ZM47 60V59H46ZM52 60V59H51ZM90 60V59H89ZM88 60V61H89ZM141 60V59H140ZM145 60V59H144ZM196 60V59H195ZM198 60V59H197ZM203 60V59H202ZM204 60H206V59H204ZM218 60V59H217ZM244 60V61H245ZM255 60V59H254ZM259 60V59H258ZM257 60V61H258ZM28 61V60H27ZM33 61H34V59H33ZM49 61V60H48ZM47 61V62H48ZM54 61V60H53ZM52 61V62H53ZM58 61V60H57ZM61 61V60H60ZM68 61V60H67ZM76 61V60H75ZM150 61V60H149ZM148 61V62H149ZM156 61V60H155ZM189 61V60H188ZM236 61V60H235ZM234 61V63L236 64V63H238V62H235ZM237 61H239V60H237ZM261 61V60H260ZM15 63H16V61H14ZM35 62H37V61H35ZM47 62H45L44 63V61H43V63L46 65L47 64ZM56 62V61H55ZM63 62V61H62ZM84 62V61H83ZM179 62V61H178ZM202 62V61H201ZM204 62H207V61H204ZM211 62V61H210ZM241 62V61H240ZM239 62V63H240ZM264 62V61H263ZM262 62V63H263ZM66 63V62H65ZM64 63V64H65ZM116 63V62H115ZM144 63V62H143ZM186 63V62H185ZM233 63V62H232ZM239 63H238V65H239ZM242 63V62H241ZM256 63V62H255ZM261 63V64H262ZM35 64V63H34ZM37 64V63H36ZM72 64H73V62H72ZM114 64V63H113ZM145 64V63H144ZM151 63H150V65H152ZM210 64V63H209ZM211 64H212V62H211ZM11 65V64H10ZM16 65V64H15ZM18 65V64H17ZM45 65H44V67H45ZM59 65V64H58ZM237 65V64H236ZM235 65V66H236ZM238 65L235 67V68H237L238 67ZM254 65V64H253ZM258 65H260V64H258ZM258 65H256V66H258ZM262 65H264V63L262 64ZM22 66H23V64H22ZM32 66V65H31ZM47 66V65H46ZM51 66H54V65H51ZM66 66H68V65H66ZM73 66H76L75 65V63H74V65ZM72 66V67H73ZM88 66H90V65H88ZM103 66V65H102ZM122 66V65H121ZM149 66V65H148ZM248 67H253V66H250V65H247ZM41 67H43V66H41ZM40 67V68H41ZM47 67H49L50 68V66H47ZM65 67V66H64ZM69 67V66H68ZM67 67V68H68ZM83 67V66H82ZM130 67V66H129ZM147 67V66H146ZM153 67V66H152ZM180 67V66H179ZM234 67V66H233ZM14 68V67H13ZM12 68V69H13ZM32 68H33V66H32ZM51 68H53V67H51ZM50 68V69H51ZM61 68V67H60ZM59 68V69H60ZM77 68V67H76ZM113 68H114V66H113ZM125 68V67H124ZM239 68V67H238ZM241 68V67H240ZM239 68V69H240ZM243 68V67H242ZM241 68V69H242ZM34 69V68H33ZM38 69H39V67H38ZM127 69V68H126ZM240 69V70H241ZM16 70V69H15ZM102 70V69H101ZM117 70H119V69H117ZM116 70V71H117ZM133 70V69H132ZM258 70V71H257ZM256 71L260 74V75H263V72L261 73L260 71H259V69H257ZM262 70V69H261ZM10 71H12V70H10ZM14 71V70H13ZM18 71V70H17ZM16 71V72H17ZM68 72H69V70H67ZM80 71V70H79ZM115 71V72H116ZM169 71V70H168ZM181 71V70H180ZM239 71V70H238ZM250 71H252V69L250 70ZM7 72V71H6ZM60 72V71H59ZM75 71H73L72 73H74ZM83 72V71H82ZM99 72H100V70H99ZM114 72V73H115ZM139 72V71H138ZM143 72V71H142ZM169 72H171V71H169ZM185 72V71H184ZM192 72V71H191ZM247 72V71H246ZM54 73V72H53ZM67 73V72H66ZM93 75L95 76V72L93 71ZM104 73H105V71H104ZM111 73V72H110ZM133 73V72H132ZM157 73V74H158ZM238 73V72H237ZM237 73H235V74H237ZM254 73H256V72H253V73H251L250 75H254ZM9 74V73H8ZM60 74V73H59ZM65 74V73H64ZM69 74V73H68ZM75 74V73H74ZM90 74V73H89ZM106 74V73H105ZM107 74H109V72L107 73ZM118 76H119V79H118V81H119V83H118V85H117V83L116 84H114V85H117V87L116 88H118V89H121L122 87H124L125 85H128L129 84V80H128V77L127 76H124L123 75V71H122V73H120V72H118V73H116ZM168 74V76H169V74L170 73H167ZM183 74V73H182ZM245 74V73H244ZM248 74H249V72H248ZM61 75V74H60ZM70 75H72L71 73H70ZM113 75V74H112ZM117 75H115L116 77H117ZM138 75H140V73L138 74ZM144 75V74H143ZM145 75H147V74H145ZM144 75V76H145ZM165 75V74H164ZM177 75V74H176ZM185 75V73L183 74V76ZM240 75H242V74H240ZM239 75V76H240ZM256 75V74H255ZM5 76V75H4ZM3 76V77H4ZM12 76V75H11ZM93 76V77H94ZM105 76V75H104ZM110 76V75H109ZM157 76V78H159L158 77V75H156ZM168 76H165V78H167ZM175 76V75H174ZM182 76V75H181ZM226 75H224V76H222V77H225ZM238 76V80H239V77ZM243 76V75H242ZM241 76V77H242ZM248 75H246V77H247ZM251 76V77H252ZM6 77V76H5ZM100 77V76H99ZM98 77V78H99ZM111 77H113V76H111ZM140 77V76H139ZM229 77V76H228ZM237 77V76H236ZM254 77V76H253ZM253 77H252V79H253ZM20 78V77H19ZM30 78V77H29ZM36 78H37V76H36ZM66 78H67V76H66ZM114 78V77H113ZM145 78V77H144ZM155 78V77H154ZM183 78V77H182ZM245 78V77H244ZM259 78H262V76L260 77L259 76ZM45 79V78H44ZM47 79V78H46ZM45 79V80H46ZM77 79V78H76ZM110 79H112V78H109V80ZM230 79H232L231 77H230ZM235 79V78H234ZM234 79H232V81H233V83H234V81H235V83L237 82V80H234ZM237 79V78H236ZM241 79H243V78H240V80ZM248 79V78H247ZM263 79V78H262ZM16 80V79H15ZM14 80V81H15ZM63 80V79H62ZM67 80V79H66ZM78 80H80V77H79V79ZM107 80V79H106ZM106 80H105V82H106ZM113 80V79H112ZM164 80V79H163ZM168 80V79H167ZM181 80V79H180ZM184 80H186V79H183V81ZM225 80H226V77H225ZM39 81H41V80H39ZM100 81H103V80H101L100 79ZM116 81V80H115ZM170 81L171 80H169V83H170ZM215 81H217V80H215ZM227 81V80H226ZM232 81H228V82H231L232 83ZM245 81V80H244ZM252 81V80H251ZM250 81V82H251ZM264 81V80H263ZM27 82V81H26ZM38 82V81H37ZM60 82V81H59ZM81 82V81H80ZM111 82V81H110ZM117 82V81H116ZM145 82V81H144ZM147 82V81H146ZM152 82V81H151ZM161 82V81H160ZM164 82V81H163ZM168 82V81H167ZM185 82V81H184ZM183 82V83H184ZM190 82V81H189ZM200 82V81H199ZM15 83V82H14ZM14 83H12L13 85H15ZM52 83V82H51ZM54 83H56V79H55V82ZM53 83V84H54ZM61 83H62V81H61ZM67 83V82H66ZM143 83V82H142ZM149 83V82H148ZM182 82L180 81V84H181ZM182 83V84H183ZM225 83V82H224ZM238 83V82H237ZM242 83V82H241ZM246 83V82H245ZM257 83H259V82H257ZM262 83V82H261ZM264 83V82H263ZM17 84H19V83H17ZM21 84V83H20ZM68 84H70L69 86H71L72 87V85H73V81L72 80H70V82L68 81ZM91 84H93L94 85V82L93 83H91ZM103 84V83H102ZM101 84V85H102ZM155 84H157V83H155ZM158 84H159V82H158ZM179 84V87L180 88H184V85H183V87H181V85ZM186 84V83H185ZM199 84H201V83H199ZM238 84H240V83H238ZM251 84H253L252 82H251ZM65 85V84H64ZM84 85V84H83ZM104 85V84H103ZM142 85V84H141ZM160 85V84H159ZM230 85H232V84H230ZM234 85V84H233ZM232 85V86H233ZM235 85H237V84H235ZM234 85V86H235ZM242 85V84H241ZM244 85V84H243ZM246 85V84H245ZM254 85V84H253ZM260 85V84H259ZM258 85V86H259ZM61 86V85H60ZM62 86H63V84H62ZM68 86V85H67ZM86 86H87V84H86ZM90 86V85H89ZM95 86V85H94ZM168 86V85H167ZM197 86V85H196ZM199 86V85H198ZM238 86V85H237ZM237 86H235V87H237ZM44 84H43V87H42V89H44ZM64 87H66V86H64ZM113 87V86H112ZM134 87V86H133ZM143 87V86H142ZM157 87H159V86H157ZM193 87V86H192ZM240 87V86H239ZM242 87H244V86H242ZM241 87V88H242ZM246 87V86H245ZM248 87H249V85H248ZM254 87H256V86H254ZM1 88V87H0ZM33 88V87H32ZM146 88V87H145ZM149 88V87H148ZM180 88H176V90L178 91V89H180ZM191 87H189V89H190ZM202 88V87H201ZM204 88V87H203ZM223 88V87H222ZM3 89V88H2ZM27 89H28V87H27ZM27 89H26V91H27ZM40 89H41V87H40ZM79 89V88H78ZM84 89V88H83ZM133 89V88H132ZM157 89H159V88H157ZM200 89V88H199ZM208 89V88H207ZM261 89H262V87H261ZM39 90V89H38ZM61 90V89H60ZM68 90V89H67ZM71 90H72V88H71ZM98 90V89H97ZM182 90H184V89H182ZM190 90H193V89H190ZM239 90H243V89H240L239 88ZM254 90H256V89H254ZM64 91H66V90H64ZM74 90H72V92H73ZM86 91V90H85ZM84 91V92H85ZM98 91H100V90H98ZM107 91V90H106ZM118 91V90H117ZM142 91V90H141ZM143 91H144V89H143ZM157 91V90H156ZM176 91V92H177ZM185 91H186V93L187 94H191L190 93V91H188L187 89H185ZM196 91H197V89H196ZM204 91V92H203ZM203 91H201V93L202 94H200L201 95V97H200V102H203V103H208L210 100H211V98H212V96L210 97V91H207L206 89L204 90L203 89ZM247 91V90H246ZM260 90H258V91H256L257 93L259 92ZM28 92V91H27ZM38 92V91H37ZM60 92V91H59ZM61 92H62V90H61ZM60 92V93H61ZM94 92V91H93ZM110 92H111V90H110ZM119 92H121V91H119ZM147 92V91H146ZM145 92V93H146ZM198 92V91H197ZM210 94H209V93ZM252 92H253V90H252ZM263 94H264V92H263V90L261 91ZM44 93V92H43ZM73 93H75V92H73ZM112 93V92H111ZM115 93V92H114ZM129 94H130V92H128ZM149 93V92H148ZM244 93V92H243ZM248 93H250V92H248ZM254 93V92H253ZM25 94V93H24ZM35 94L36 93H34L32 96L34 97L35 96ZM45 94H47L46 92H45ZM45 94H43V95H45ZM78 94H80V93H76V96L74 97V98H71V99H67L64 103H65V105L67 104V106L69 107V113H67V114H65V115H62L60 118H59V120H57L58 122L55 124V129H54V131L52 132L53 133V137H55V140H54V146L57 148V149H60L62 152H64V153H66V154H68V155H71V156H74V157H76L77 158V162H78V164L77 165H79V171L80 170H84V171H86L85 169H96V168H98V167H102V169H101V171L103 170V166L105 167L107 164H108V157L106 156V154H105V151L103 150V148H102V146L101 145H99V144H95V143H93V142H89V141H87V134H86V136H85V132H86V130H88L87 129V127L89 126V125H91V126H93V124L95 123H93V120L91 119V116H92V109L94 110L95 109V105L94 104H87V108H81L80 106V102L81 101H79V99H80V96L78 95ZM95 94H97L96 93V91H95ZM95 94H93V96L95 95ZM108 94V93H107ZM127 94V93H126ZM129 94H127V95H129ZM132 94V93H131ZM138 94V93H137ZM141 94V93H140ZM150 94V93H149ZM154 94V93H153ZM178 94H181L180 92H178ZM193 94V93H192ZM241 94V93H240ZM27 95V94H26ZM60 95V94H59ZM64 95V94H63ZM113 95H117V92H116V94H113ZM132 95H134V99H135V101H136V97H135V94H132ZM155 95V94H154ZM194 95H195V93H194ZM238 95V94H237ZM243 95H245V93L243 94ZM243 95H242V97H243ZM40 96H42V95H40ZM51 96V95H50ZM61 97H62V95H60ZM87 96V95H86ZM149 96V95H148ZM171 96L173 97V94H171ZM171 96H168L169 98H171ZM182 96V95H181ZM181 96L179 97V99L181 98ZM187 95H183L182 96V98H184V97H186ZM239 96V95H238ZM247 96V95H246ZM249 96V95H248ZM248 96L247 97H245V98H248ZM256 96H257V94H256ZM263 96V95H262ZM44 97V96H43ZM53 98L54 97H56V96H52ZM89 97V96H88ZM98 97V96H97ZM102 97V96H101ZM104 97V96H103ZM133 97V96H132ZM153 97V96H152ZM193 98L194 97H197V96H192ZM230 97V96H229ZM25 98V97H24ZM63 98V97H62ZM61 98V99H62ZM91 98V97H90ZM95 98V97H94ZM116 98V97H115ZM138 98H139V96H138ZM143 98H144V96H143ZM142 98V99H143ZM149 98V97H148ZM166 98V102L165 103H168L169 102V99L167 98V97H165ZM181 98V99H182ZM198 98V97H197ZM37 99H38V97H37ZM52 99V98H51ZM51 99H48L49 101H51ZM58 99V98H57ZM91 99H93V98H91ZM104 99V98H103ZM131 99V98H130ZM144 99H146V97L144 98ZM156 99V98H155ZM157 99H160V98H157ZM162 99V98H161ZM168 99V100H167ZM178 99V100H179ZM192 99V98H191ZM225 99V98H224ZM239 99V98H238ZM241 99V98H240ZM248 99H251V98H248ZM41 100V99H40ZM109 100V99H108ZM107 100V101H108ZM115 100V99H114ZM139 100H140V98H139ZM171 100V99H170ZM173 100H174V102H175V100L176 99H174L173 98ZM173 100H171V101H173ZM193 100V99H192ZM244 100H246V99H244ZM243 100V101H244ZM258 100V99H257ZM18 101H19V99H18ZM44 101V100H43ZM116 101H118V102H122V99L120 98V97H118L117 99H116ZM123 101H126V100H123ZM132 101V100H131ZM147 101H149V100H146V102ZM157 101H160V100H157ZM190 102H191V100H189ZM194 101V100H193ZM211 101H214L213 100V98H212V100ZM243 101H242V104H243ZM252 101H254V100H252ZM261 101V100H260ZM36 102V101H35ZM38 102V101H37ZM36 102V103H37ZM48 102V101H47ZM106 102V101H105ZM151 102L152 103H154L152 100H151ZM162 102V101H161ZM179 102V101H178ZM195 102V101H194ZM196 102L198 103V101L196 100ZM195 102V103H196ZM231 102V101H230ZM249 102V101H248ZM248 102H246L245 104H247L248 105ZM262 102V101H261ZM21 103H23V102H21ZM39 103H40V101H39ZM46 103V102H45ZM59 103V102H58ZM91 103V102H90ZM93 103V102H92ZM109 102H107L106 104H107V106L109 105L108 104ZM113 103V102H112ZM125 103V102H124ZM130 103V102H129ZM132 103H133V101H132ZM150 103V102H149ZM156 103H158V102H156ZM155 103V104H156ZM170 103V102H169ZM169 103L168 104H164V106L165 105H168L169 106ZM186 103V102H185ZM210 103H213V102H210ZM232 103V102H231ZM260 103V102H259ZM5 104V103H4ZM18 104V103H17ZM17 104H15V105H17ZM49 104H50V102H49ZM48 104V105H49ZM55 104V103H54ZM120 104V103H119ZM139 104H142V103H139ZM148 103H146V104H144V105H147ZM151 104V103H150ZM170 104H172V103H170ZM191 104V103H190ZM189 104V105H190ZM209 104V103H208ZM208 104H201V105H208ZM233 104V103H232ZM238 104V103H237ZM261 104V103H260ZM8 105V104H7ZM52 105H53V103H52ZM56 105V104H55ZM110 105H112V107H115V106H113V104H110ZM121 105H122V103H121ZM120 105V106H121ZM152 105V104H151ZM160 105H161V103H160ZM174 105V104H173ZM177 105H179V104H177ZM191 105H193V104H191ZM196 105V104H195ZM213 105H214V103H213ZM244 105V104H243ZM247 105H245V106H247ZM1 106V105H0ZM10 106V105H9ZM23 106V105H22ZM119 106V107H120ZM126 106V105H125ZM148 106H150V105H148ZM180 106V105H179ZM186 106V105H185ZM203 106V107H204ZM5 107H6V105H5ZM11 107V106H10ZM15 107V106H14ZM84 107H86V106H84ZM111 107V108H112ZM117 107V106H116ZM130 107H132V106H130ZM141 107V106H140ZM145 107V106H144ZM162 107H163V103H162ZM171 107H172V105H171ZM189 107H191V106H189ZM202 107V109L204 110V108ZM207 107V106H206ZM232 107V106H231ZM260 107V106H259ZM258 107V108H259ZM1 109H2V107H0ZM18 108V107H17ZM53 108V107H52ZM62 108V107H61ZM104 108V107H103ZM134 108H136V107H134ZM148 108H150V107H148ZM173 108V107H172ZM201 107L199 106V109H200ZM257 108V109H258ZM6 109H8V108H6ZM68 109V108H67ZM109 109V108H108ZM138 109V108H137ZM163 109V108H162ZM166 109V108H165ZM206 109V108H205ZM233 109V108H232ZM256 109V108H255ZM26 110H27V108H26ZM39 110V109H38ZM49 110V109H48ZM102 110V109H101ZM132 110L134 111L135 109H132L131 108V112H132ZM140 110H142L141 108H140ZM150 110H152V108L150 109ZM159 110V109H158ZM161 110V109H160ZM179 110V109H178ZM187 110V109H186ZM189 110V109H188ZM202 110V111H203ZM252 110H254V109H252ZM260 110V109H259ZM263 110H264V108H262V112H263ZM43 111V113H44V110H42ZM52 111V110H51ZM136 111V110H135ZM144 111V110H143ZM142 111V112H143ZM155 111V110H154ZM167 111V110H166ZM189 111H191V109L189 110ZM194 111V110H193ZM210 111V110H209ZM235 111V110H234ZM255 111V110H254ZM257 111V110H256ZM7 112V111H6ZM138 112V111H137ZM136 112V113H137ZM144 112H146V111H144ZM148 112V111H147ZM182 112H184V110L182 111ZM205 112V111H204ZM32 113V112H31ZM114 113V112H113ZM122 113V112H121ZM120 113V114H121ZM135 113V114H136ZM153 113V112H152ZM163 113V112H162ZM161 113V114H162ZM168 113V112H167ZM166 113V114H167ZM177 113H178V111H177ZM236 113V112H235ZM258 113V112H257ZM3 115H4V113H2ZM20 114V113H19ZM111 114V113H110ZM117 114V113H116ZM128 114H129V112H128ZM157 114H158V112H157ZM165 114V113H164ZM179 114H181V113H179ZM191 115H192V113H190ZM233 113H231V115H232ZM244 114V113H243ZM262 114V113H261ZM40 115V114H39ZM86 115H88V117L90 118V119H88V120H86ZM112 115V114H111ZM114 115H115V113H114ZM118 115V114H117ZM131 115H132V113H131ZM142 115H144V113L142 114ZM145 115H146V113H145ZM149 115V114H148ZM230 115V116H231ZM24 116V115H23ZM22 116V117H23ZM35 116V115H34ZM129 116V115H128ZM127 116V114H126V116L125 117H128ZM134 116V115H133ZM140 116V115H139ZM152 116H154V114L152 115L151 114V118H152ZM165 116V115H164ZM168 116V115H167ZM167 116H165V117H167ZM171 116V115H170ZM175 116V115H174ZM180 116V115H179ZM233 116V115H232ZM240 116V115H239ZM250 116V115H249ZM31 117V116H30ZM44 117H47V116H44ZM48 117H50V116H48ZM116 117V116H115ZM132 116H130V118H131ZM150 117V116H149ZM157 117V116H156ZM162 117V116H161ZM186 117V116H185ZM236 118H237V116H235ZM28 118V117H27ZM103 118V117H102ZM105 118V117H104ZM103 118V119H104ZM119 118H121V116L119 117ZM129 118V117H128ZM128 118H124V121H127L128 122ZM135 118H137V117H135ZM174 118V117H173ZM182 118V117H181ZM188 118H191L192 119V116L191 117H188ZM205 118V117H204ZM233 118V117H232ZM241 118H243V117H241ZM244 118H246L245 116H244ZM30 119V118H29ZM39 119V118H38ZM94 119V118H93ZM128 119V120H127ZM159 119V118H158ZM165 119V118H164ZM163 118H162V120H164ZM175 119V118H174ZM183 119H184V117H183ZM182 119V120H183ZM22 120V118H20V120L19 121H21ZM78 120H82L81 121V123H79V121ZM120 120H122V118L120 119ZM136 120V119H135ZM206 120V119H205ZM234 120V119H233ZM236 120H238V118L236 119ZM8 121V120H7ZM16 121H18V119H16ZM31 121V120H30ZM38 121V120H37ZM95 121H96V119H95ZM110 121V120H109ZM158 121H160V119L158 120ZM188 122H189V120H187ZM2 122H3V120H2ZM15 122V121H14ZM23 122V121H22ZM47 122V121H46ZM107 122V121H106ZM142 122V121H141ZM140 122V123H141ZM147 122V121H146ZM145 122V123H146ZM149 122V121H148ZM147 122V123H148ZM152 122V121H151ZM157 122V121H156ZM170 122H171V119H170ZM176 122V121H175ZM18 123V122H17ZM21 123V122H20ZM108 123V122H107ZM106 123V124H107ZM110 123V122H109ZM119 123H121L120 121H119ZM124 123V122H123ZM143 123V122H142ZM159 123H161V122H159ZM178 123V122H177ZM33 124V123H32ZM114 124V123H113ZM131 125H129V126H132L133 124H132V122L130 123ZM135 124V123H134ZM154 124V123H153ZM157 124V123H156ZM186 124H188L189 125V123H186ZM186 124H184V127H185V125ZM205 124V123H204ZM16 125V124H15ZM27 125V124H26ZM109 125V124H108ZM140 125V124H139ZM142 125H144V124H142ZM169 125V124H168ZM218 125H220V124H218ZM8 126V125H7ZM33 126V125H32ZM48 126V125H47ZM101 126H102V124H101ZM128 126V127H129ZM141 126V125H140ZM151 126H152V124H151ZM170 126V125H169ZM172 126H173V123H172ZM180 126H182V125H179V127ZM18 127V126H17ZM29 127V126H28ZM35 127V126H34ZM50 127V126H49ZM48 127V128H49ZM106 127V126H105ZM108 127V126H107ZM126 128H127V126H125ZM139 127V126H138ZM150 127V126H149ZM174 127V126H173ZM179 127H176L175 129H174V132H173V134H172V136H175V135H178L179 134V132L181 131H183V130H179L178 128ZM244 127V126H243ZM36 128V127H35ZM103 128V127H102ZM125 128V129H126ZM129 128H131V127H129ZM128 128V129H129ZM144 128H148V127H144ZM160 128V127H159ZM163 128V127H162ZM186 128V127H185ZM197 128V127H196ZM23 129V128H22ZM32 129V128H31ZM51 130H52V128H50ZM139 129H141V127H139L138 128V130ZM149 129V128H148ZM198 129V128H197ZM21 130V129H20ZM127 130V129H126ZM136 130V129H135ZM137 130V131H138ZM203 130V129H202ZM201 130V131H202ZM252 130V129H251ZM10 131V130H9ZM22 131V130H21ZM24 131V130H23ZM32 131V130H31ZM92 131V130H91ZM101 131H102V129H101ZM125 131V130H124ZM128 131V130H127ZM155 131V130H154ZM158 131V130H157ZM163 131L165 132L166 131V129H164V130H162V133H163ZM185 131V130H184ZM190 131V130H189ZM198 132V130H196L195 129V132ZM208 131V130H207ZM48 132V131H47ZM89 131H87V133H88ZM106 132H108V130L106 129ZM122 132V131H121ZM134 131H132V133H133ZM139 132H141V130H139L138 131V133ZM143 132V131H142ZM141 132V133H142ZM148 132V131H147ZM151 132H153V131H151ZM181 132H180V135H181ZM203 133H204V131H202ZM224 132V131H223ZM253 132V131H252ZM117 133H119V132H117ZM132 133H131V136H133V138L134 137H136V136H134L135 134H133L132 135ZM168 133V132H167ZM189 133H191V132H189ZM193 133L194 132H192V135H193ZM199 133V132H198ZM201 133V132H200ZM199 133V134H200ZM21 134V133H20ZM49 134V133H48ZM103 134V133H102ZM128 134V133H127ZM147 134V133H146ZM195 134V133H194ZM202 134V133H201ZM205 134V133H204ZM210 135H211V133H209ZM215 134V133H214ZM40 135V134H39ZM42 135V134H41ZM98 135H101V134H98ZM104 135V134H103ZM116 135H118V134H116ZM126 135V134H125ZM129 135V134H128ZM150 135V134H149ZM152 135L154 136V134L152 133ZM157 135V134H156ZM164 135H165V133H164ZM190 135V134H189ZM209 135V136H210ZM102 136V135H101ZM114 136V135H113ZM130 136V137H131ZM148 136V135H147ZM146 136V137H147ZM166 136H168L169 137V134H167ZM202 136H205V135H203L202 134ZM207 136V135H206ZM213 136V135H212ZM215 136V135H214ZM226 135H224V137H225ZM236 136L238 137L239 136V134L237 135V133H236ZM124 137V136H123ZM129 137V136H128ZM149 137V136H148ZM156 137V136H155ZM159 137V136H158ZM162 137V136H161ZM168 137H166V138H163L164 140H168L169 138ZM171 137V136H170ZM183 137V136H182ZM220 137V136H219ZM16 138V137H15ZM46 138H47V136H46ZM91 138V137H90ZM116 138V137H115ZM132 137L131 138H129V140H131V139H133ZM136 138H138V137H136ZM135 138V139H136ZM151 138V136L149 137V138H147V139H150ZM168 138V139H167ZM178 138H180V136H178ZM189 138V137H188ZM223 138V137H222ZM242 139H243V137H241ZM159 139V138H158ZM163 139H161V140H159V142H161ZM180 139H182V138H180ZM238 139V138H237ZM247 139V138H246ZM243 140L244 142H246L247 140H249V139H247V140ZM51 140V139H50ZM115 140H117V139H115ZM126 140V139H125ZM144 140H146V139H144ZM154 140H156V139H154ZM175 140H176V137H175ZM183 140V139H182ZM190 140V139H189ZM205 140V139H204ZM15 141V140H14ZM106 141V140H105ZM110 141V140H109ZM127 141V140H126ZM132 142H133V140H131ZM130 141V142H131ZM165 141V142H166ZM174 141V140H173ZM173 141H171L172 143H173ZM201 141H203V140H201ZM206 141V140H205ZM131 142V143H132ZM154 142V141H153ZM170 142V141H169ZM170 142V143H171ZM176 142V141H175ZM174 142V143H175ZM180 142V141H179ZM183 142V141H182ZM190 142V141H189ZM251 142V144H252V141H250ZM96 143H98V142H96ZM125 143V142H124ZM148 143V142H147ZM168 143V142H167ZM170 143H168L169 144V146H170ZM184 143V142H183ZM201 142H199V144H200ZM105 144H107V143H105ZM111 144V143H110ZM114 144H115V142H114ZM149 144V143H148ZM153 144H155V143H153ZM152 144V146H154ZM239 144H241V143H239ZM250 144V143H249ZM127 145H128V143H127ZM130 145V144H129ZM128 145V148L130 147ZM139 145H141V144H139ZM145 145H147V144H145ZM150 145V144H149ZM172 145V144H171ZM195 145V144H194ZM206 145L207 146H211V147H213V148H211L212 150H214V152H215V154L216 155H222L223 154V156L221 157V159L219 158V156H217V158H219V159H217V158H215L214 160H216V163L217 164H219V165H221V167L224 169V171L226 172V173H224V174H220V176H218L217 178H215V180H214V178H213V180H214V185H215V187H214V189H213V187H212V189L214 190V191H216V194H214L213 195V197H215V198H217V197H219V198H222V199H224L225 201H227L228 203H230V202H234V201H236V202H238L239 203V205L243 202V195H245V194H243V192H242V187H240V182L241 181H239V183H235V180H234V182H232V181H230V178H231V176H229L230 175V173H232L233 171H234V168L235 167H239V166H242V165H246V166H248V164H246V163H244L243 161H241V160H239V159H234L233 158V156H232V158H231V156H230V153H228L229 151H225V149H228V148H223V146L220 144V142L218 141V138L216 139V136H215V138L214 137H212V138H209V139H207V141H206ZM4 146V145H3ZM7 146V145H6ZM6 146H4V147H6ZM121 146H123V143L121 144ZM175 146V145H174ZM179 146V145H178ZM183 146H185V144H183ZM243 146V145H242ZM246 146V145H245ZM250 146V145H249ZM248 146V147H249ZM127 147V146H126ZM227 147V146H226ZM252 147V146H251ZM108 148V147H107ZM119 148V147H118ZM121 148V147H120ZM147 148L148 147H146V150H147ZM152 148H154V147H152ZM188 148H190V147H188ZM231 148V147H230ZM242 148H244V147H242ZM5 149H7V148H5ZM9 149V148H8ZM122 149H124V148H122ZM169 149V148H168ZM178 149V151H179V149H181L180 147L179 148H177ZM210 149V150H211ZM224 149V150H223ZM232 149V148H231ZM236 149V148H235ZM125 150V149H124ZM130 150V149H129ZM146 150H145V152H146ZM154 149H152V151H153ZM172 151H173V149H171ZM176 150V149H175ZM190 150H192V148L190 149ZM194 150V149H193ZM203 150V149H202ZM209 150V151H210ZM245 150V149H244ZM107 151V150H106ZM127 151V150H126ZM131 151V150H130ZM135 151V150H134ZM139 151V150H138ZM151 151V152H152ZM157 152H158V150H156ZM172 151H170L169 150V152H172ZM201 151V150H200ZM199 151V152H200ZM205 151V150H204ZM208 151V150H207ZM206 151V152H207ZM133 152V151H132ZM150 152V151H149ZM155 152V151H154ZM185 152V151H184ZM187 152V151H186ZM185 152V153H186ZM195 152H197L196 150H195ZM116 153H117V151H116ZM128 153V152H127ZM127 153H126V155H127ZM143 153H144V150H143ZM156 153V152H155ZM167 153V152H166ZM173 153V152H172ZM175 153V152H174ZM173 153V154H174ZM181 153H183L182 151H181ZM201 154H202V151L200 152ZM200 153H198V154H200ZM118 154V153H117ZM136 154V153H135ZM134 154V155H135ZM138 154V153H137ZM136 154V155H137ZM150 154V153H149ZM160 153H158V155H159ZM163 154H165L164 152H163ZM187 154V153H186ZM234 154V153H233ZM121 155L122 154H120V158H122L121 157ZM125 155V156H126ZM129 155H130V153H129ZM133 155V156H134ZM143 155V154H142ZM157 155V156H158ZM180 155V154H179ZM189 155V154H188ZM235 155H236V153H235ZM123 156H124V154H123ZM165 156V155H164ZM169 156V155H168ZM167 156V157H168ZM205 156V155H204ZM209 156V155H208ZM212 156H214V155H212ZM115 157V156H114ZM128 157V156H127ZM131 157V156H130ZM155 157V156H154ZM166 157V156H165ZM176 157V156H175ZM181 157V156H180ZM186 157V156H185ZM194 157H195V155H194ZM200 157V156H199ZM202 157V156H201ZM207 157V156H206ZM216 157V156H215ZM119 158V157H118ZM152 158V157H151ZM156 158V157H155ZM154 158V159H155ZM188 158V157H187ZM197 158H198V156H197ZM124 159V158H123ZM125 159H126V157H125ZM134 159H136V158H134ZM164 159V158H163ZM180 159H183V160H185V158H179V160L178 161H180V162H182L183 160H180ZM189 159V158H188ZM199 159V158H198ZM204 159H205V157H204ZM211 159V158H210ZM209 159V160H210ZM75 160V159H74ZM127 160V159H126ZM146 160V159H145ZM148 160V159H147ZM146 160V161H147ZM152 160V159H151ZM158 160V159H157ZM167 160V159H166ZM207 160V159H206ZM223 160H227L228 162H226V163H224L225 161H223ZM243 160V159H242ZM120 161V160H119ZM138 161H140V160H138ZM137 161V162H138ZM159 161V160H158ZM164 161H165V159H164ZM163 161V162H164ZM177 161V160H176ZM189 161V160H188ZM191 161H193V159L191 160ZM245 161V160H244ZM249 161V160H248ZM29 162V161H28ZM121 162H122V159H121ZM131 162V161H130ZM142 162V161H141ZM144 162V161H143ZM149 162H150V159L148 160V162H145V165L146 164H149ZM167 162V161H166ZM197 162V161H196ZM199 162V161H198ZM197 162V163H198ZM203 162V161H202ZM201 162V163H202ZM204 162H205V160H204ZM214 162V161H213ZM250 162V161H249ZM31 163H32V161H31ZM49 164H52V163H50V161L48 162ZM56 163V162H55ZM55 163H54V165H55ZM125 163H126V161H125ZM128 163V162H127ZM150 163H153V162H150ZM155 163V162H154ZM160 163H161V161H160ZM188 163V162H187ZM168 164H169V162H168ZM172 164V163H171ZM170 164V165H171ZM184 164H186V163H184ZM252 164V163H251ZM26 165V164H25ZM45 165V164H44ZM153 165H155V164H153ZM169 165V166H170ZM173 165V164H172ZM183 165V163L181 164V166ZM187 165V164H186ZM196 165V164H195ZM21 166V165H20ZM40 166V165H39ZM111 166V165H110ZM168 166V167H169ZM174 166V165H173ZM209 166H211L210 164H209ZM209 166L207 165V163L206 164H201V165H199V167L198 168H200L202 171H205V173H206V171H208V169H209ZM54 167V166H53ZM113 167V166H112ZM147 167H151L150 165L149 166H147ZM177 167H179V166H177ZM190 167V166H189ZM194 168H192L193 169V171H194V169H196L195 167L196 166H193ZM213 167V166H212ZM244 167V166H243ZM251 167H252V165H251ZM24 168V167H23ZM29 168V167H28ZM155 168V167H154ZM250 168V167H249ZM45 169H46V167H45ZM119 169V168H118ZM153 169V168H152ZM156 169V168H155ZM160 169H162V168H160ZM163 169H164V167H163ZM162 169V170H163ZM169 169V168H168ZM179 169V168H178ZM185 169H187V168H185ZM210 169H211V167H210ZM241 169V168H240ZM247 169V168H246ZM253 169H255V168H253ZM19 170V169H18ZM24 170V169H23ZM22 170V171H23ZM41 170V169H40ZM43 170V169H42ZM99 170V169H98ZM117 170V169H116ZM157 170V169H156ZM161 170V171H162ZM170 170V169H169ZM216 170V169H215ZM250 170V169H249ZM14 172H15V170H13ZM21 171V170H20ZM197 171V170H196ZM211 171V170H210ZM241 171V170H240ZM244 171V170H243ZM250 171H252V169L250 170ZM37 172V171H36ZM48 172V171H47ZM51 172V171H50ZM68 172V171H67ZM66 172V173H67ZM115 172V171H114ZM164 172V171H163ZM177 172V174L176 175H178L179 173H180V169H179V171H176ZM182 172V171H181ZM239 172V171H238ZM260 172H261V170H260ZM13 173V172H12ZM11 173V167H9L8 165L7 166H1L0 167V177H6L8 174H12ZM16 173V172H15ZM111 173V172H110ZM193 173V172H192ZM199 173V172H198ZM204 173V174H205ZM228 173V174H227ZM242 173H244V172H242ZM35 174V173H34ZM115 175H116V172L114 173ZM118 174V173H117ZM125 174V173H124ZM172 174V173H171ZM186 175V174H184V172L183 173H180V175ZM190 173H188V175H189ZM195 174V173H194ZM239 174V173H238ZM245 174V173H244ZM249 175H250V173H248ZM15 175V174H14ZM19 175V174H18ZM32 175V174H31ZM38 175V174H37ZM39 175H41V174H39ZM67 176L69 175L68 173L66 174ZM191 175V174H190ZM254 175V174H253ZM23 176H25V175H23ZM42 176V175H41ZM63 176V175H62ZM106 176V175H105ZM117 176V175H116ZM125 176V175H124ZM139 176H143V175H139ZM149 176V175H148ZM148 176H145V174H144V176H143V178H142V180L144 181V189H143V191L149 196V197H151L152 199H153V201L152 202H154L155 203V205H156V207H159V208H162V206H165V207H168L170 204H171V202L173 201V199L174 200H176V198H179V197H175L177 194H178V192H180V191H178L177 192V194H175V193H173L167 186H164V185H160V184H156L155 182H154V180L153 179H151V178H149ZM260 176V175H259ZM262 176V175H261ZM27 176H25V178H26ZM70 177V176H69ZM68 177V178H69ZM72 177H74V175L72 176ZM119 177V176H118ZM117 177V178H118ZM126 177V176H125ZM124 177V178H125ZM136 177H138V176H136ZM258 177V176H257ZM7 178V177H6ZM14 178V177H13ZM38 178H40V177H38ZM48 178V177H47ZM67 178V179H68ZM100 178V177H99ZM104 178V177H103ZM102 178V179H103ZM121 178H122V176H121ZM124 178H122V179H124ZM128 178V180H129V177H127ZM251 178H254V177H252V174H251ZM256 178V177H255ZM46 179V178H45ZM50 179V178H49ZM52 179V178H51ZM70 179V178H69ZM77 179V178H76ZM96 179V178H95ZM94 179V180H95ZM131 179H132V177H131ZM41 180H43V179H41ZM59 180V179H58ZM83 180H86V179H84L83 177H81L80 178V181H82L83 182ZM111 180V179H110ZM118 180V179H117ZM128 180H126L127 182H128ZM11 181V180H10ZM30 181V180H29ZM31 181H32V179H31ZM62 181V180H61ZM77 181V180H76ZM113 181V180H112ZM130 181V180H129ZM134 181H136V180H134ZM166 181H167V179H166ZM201 181V180H200ZM7 182V181H6ZM81 182V183H82ZM121 182V181H120ZM124 182V181H123ZM127 182H125V184L127 183ZM139 182V181H138ZM205 182H207L206 180H205ZM27 183H28V181H27ZM33 183V182H32ZM39 183H42V181L41 182H38V184ZM115 183V182H114ZM113 183V184H114ZM129 183V182H128ZM199 184H200V182H198ZM111 184V183H110ZM112 184V185H113ZM121 184V183H120ZM124 184V183H123ZM133 184V183H132ZM139 184V183H138ZM253 184V183H252ZM260 184V183H259ZM16 185H17V183H16ZM109 185V184H108ZM111 185V186H112ZM188 185V184H187ZM192 185V184H191ZM194 185V184H193ZM192 185V186H193ZM200 185H202V183L200 184ZM261 185V184H260ZM259 185V186H260ZM27 186V185H26ZM25 186V187H26ZM39 186V185H38ZM44 186H46V184L45 185H43V187ZM53 186V185H52ZM126 186V185H125ZM132 186V185H131ZM196 185H194V187H195ZM205 186V185H204ZM262 186V185H261ZM264 186V185H263ZM8 187V184H6V183H0V190H1V192H3V191H5V188H7ZM40 187V186H39ZM90 192H95V191H98V188L97 187H95L94 186V184H92V181H91V179L90 180H88L87 181V184H86V186H85ZM113 187H114V185H113ZM115 187H116V185H115ZM119 187H120V185H119ZM123 187V186H122ZM130 187V186H129ZM187 187V186H186ZM198 186H196V188H197ZM207 187H209V186H207ZM110 188V187H109ZM118 188V187H117ZM125 188V187H124ZM134 188H135V186H134ZM205 188H206V186H205ZM260 188V187H259ZM20 189V188H19ZM22 189V188H21ZM78 189H80V188H78ZM102 189V188H101ZM100 189V190H101ZM113 189H115V188H113ZM119 189V188H118ZM117 189V190H118ZM191 189V188H190ZM209 189V188H208ZM256 189H258V188H256ZM16 190V189H15ZM29 190V189H28ZM27 190V191H28ZM59 190V189H58ZM83 190H84V188H83ZM117 190H116V192H117ZM129 190H130V188H129ZM137 190V189H136ZM192 190V189H191ZM194 190V189H193ZM202 190V189H201ZM209 190H211V189H209ZM262 190V189H261ZM17 191V190H16ZM15 191V192H16ZM21 191V190H20ZM23 191H25V190H23ZM37 191H38V189H37ZM37 191H36V193H37ZM50 191V190H49ZM63 191V190H62ZM77 191V190H76ZM132 191H133V189H132ZM188 191V190H187ZM195 191V190H194ZM208 191V190H207ZM10 192H12V191H10ZM14 192V193H15ZM18 192V191H17ZM43 192V191H42ZM78 192H80V191H78ZM133 192H135V191H133ZM138 192V191H137ZM183 192V191H182ZM209 192V191H208ZM8 193V192H7ZM23 194H25L24 192H22ZM32 193H33V191H32ZM35 193V192H34ZM44 193V192H43ZM60 193H61V191H60ZM59 193V194H60ZM69 193V192H68ZM67 193V194H68ZM103 193V192H102ZM108 193V192H107ZM184 193V192H183ZM192 193V192H191ZM246 193H248V192H246ZM251 193V192H250ZM249 193V194H250ZM13 194V193H12ZM64 194V193H63ZM66 194V193H65ZM64 194V195H65ZM66 194V195H67ZM74 194V193H73ZM78 194V193H77ZM82 194V193H81ZM92 194V193H91ZM90 194V195H91ZM96 194V192L94 193V195ZM99 194V193H98ZM104 194V193H103ZM110 194V193H109ZM115 194V192H113V195ZM136 194V193H135ZM175 194V195H174ZM187 194H189V193H187ZM252 194V193H251ZM7 195H9L10 196V194L8 193ZM43 195V194H42ZM80 195V194H79ZM97 195V194H96ZM95 195V196H96ZM102 195V194H101ZM118 195V194H117ZM116 195V196H117ZM143 195V194H142ZM146 195V196H147ZM194 195V194H193ZM259 195V194H258ZM69 196V195H68ZM88 196V195H87ZM115 196V197H116ZM145 196V195H144ZM187 196V195H186ZM192 196V195H191ZM204 196H205V194H204ZM254 196H256V195H254ZM5 197L6 196H4V198H3V200L5 199ZM11 197H12V195H11ZM20 197V196H19ZM21 197H23V196H21ZM27 197V196H26ZM42 197V196H41ZM111 197H113V196H111ZM121 196H119V200L120 199H122V197L120 198ZM125 197V196H124ZM203 197V196H202ZM208 197L209 198H211L209 195H208ZM241 197H242V199H241ZM24 198V197H23ZM33 198V197H32ZM147 198V197H146ZM150 198V199H151ZM197 198V197H196ZM14 199V198H13ZM19 199H21V198H19ZM34 199V198H33ZM40 199V198H39ZM66 199V198H65ZM116 199V198H115ZM133 199H136L135 197H133ZM133 199H129L128 200V203H129V201H132ZM198 199V198H197ZM200 199V198H199ZM218 199V198H217ZM245 199V198H244ZM249 199V198H248ZM29 200V199H28ZM35 200V199H34ZM38 200V199H37ZM62 199H60V201H61ZM76 200V199H75ZM118 200V201H119ZM138 200V199H137ZM5 201V200H4ZM7 201V200H6ZM8 201H11L12 202V200H10L9 198H8ZM30 201V200H29ZM45 203H48L49 205L51 204V203H53V201H54V198H53V196L52 195H48L47 196V198H45ZM64 201H66V200H64ZM63 200H62V203L64 202ZM70 201V200H69ZM117 201V200H116ZM142 201V200H141ZM140 201V202H141ZM178 201V200H177ZM181 200L179 199V202H180ZM71 202V201H70ZM73 202V201H72ZM93 202H96V201H94L93 200ZM114 202V201H113ZM132 202H135V200H133ZM138 202H139V200H138ZM146 202V201H145ZM144 202V203H145ZM148 202V201H147ZM249 202H250V200H249ZM12 203H14V201L12 202ZM16 203V202H15ZM19 203H22V202H19ZM28 203V202H27ZM65 203V202H64ZM67 203V202H66ZM112 203V202H111ZM136 203V202H135ZM149 203V202H148ZM173 203V202H172ZM183 203V202H182ZM222 203H224V202H222ZM235 203V202H234ZM256 203V202H255ZM4 204H8V203H4ZM4 204H2V205H4ZM34 204H35V202H34ZM33 204V205H34ZM59 204V203H58ZM93 204V203H92ZM127 204V203H126ZM125 204V205H126ZM137 204V203H136ZM142 204H143V202H142ZM174 204V203H173ZM180 204V203H179ZM195 204V203H194ZM260 204V203H259ZM9 205V204H8ZM12 204L10 203V206H11ZM15 205V204H14ZM13 205V206H14ZM22 205V204H21ZM31 205V204H30ZM33 205H31V206H33ZM36 205V204H35ZM60 205V204H59ZM71 205V204H70ZM129 205H130V203H129ZM131 205H132V203H131ZM149 205V204H148ZM195 205H197V204H195ZM226 205H227V203H226ZM234 205V204H233ZM263 205V204H262ZM45 206V205H44ZM64 206V205H63ZM124 205H122V207H123ZM127 206V205H126ZM136 206V205H135ZM139 206V205H138ZM141 206V205H140ZM145 206V205H144ZM152 205H150V207H151ZM154 206V205H153ZM179 206V205H178ZM178 206H176V209L178 208ZM193 206V205H192ZM201 206V205H200ZM220 206H222L221 208H223V205H220ZM224 206H225V204H224ZM231 206V205H230ZM236 206V205H235ZM259 206V205H258ZM264 206V205H263ZM23 207V206H22ZM40 207V206H39ZM53 207V206H52ZM106 207V206H105ZM119 207H121L120 205L117 207L116 206V208H118V209H120L121 210V208H119ZM132 207V206H131ZM149 207V206H148ZM155 207V208H156ZM169 207H171V206H169ZM244 207V206H243ZM257 207V206H256ZM38 208V207H37ZM51 208V207H50ZM86 208V206L83 208V209H85ZM125 208V207H124ZM127 208V207H126ZM147 208V207H146ZM154 208V209H155ZM159 208H156V209H159ZM180 208V207H179ZM199 208V207H198ZM230 208V207H229ZM240 208V207H239ZM245 208H247V207H245ZM258 208V207H257ZM14 209L15 210H19V209H17V207L16 206H14ZM56 209V208H55ZM77 209V208H76ZM90 209V208H89ZM117 209V210H118ZM138 209H139V207H138ZM151 209V208H150ZM238 209V208H237ZM241 209V208H240ZM21 210V209H20ZM126 210H131L130 208H127V209H125V211ZM137 210V209H136ZM162 210V209H161ZM161 210H159V211H161ZM165 210V209H164ZM202 209H200V212H203L204 210H202ZM210 210V209H209ZM222 210H224V209H222ZM227 210V209H226ZM225 210V211H226ZM230 211H231V208L229 209ZM239 210V209H238ZM251 210V209H250ZM253 210V209H252ZM10 211V210H9ZM36 211V210H35ZM61 211V210H60ZM63 211V210H62ZM122 211V210H121ZM134 211H135V209H134ZM149 211V210H148ZM147 211V212H148ZM151 211H152V209H151ZM150 211V212H151ZM155 211V210H154ZM171 211H173V210H171ZM175 211V210H174ZM173 211V212H174ZM177 211V210H176ZM179 211V210H178ZM181 211V210H180ZM183 211V210H182ZM197 211H198V209H197ZM213 211H214V209H213ZM217 211V210H216ZM224 211V212H225ZM240 211V210H239ZM256 211V210H255ZM29 212V211H28ZM37 212V211H36ZM54 212V211H53ZM72 212H73V210H72ZM82 212V211H81ZM124 212V211H123ZM128 212V211H127ZM131 212H132V210H131ZM137 212V211H136ZM136 212H134L135 214H136ZM157 212H158V210H157ZM162 212H163V210H162ZM241 212V211H240ZM248 212V211H247ZM246 212V213H247ZM9 213V212H8ZM11 213V212H10ZM27 213V212H26ZM25 213V214H26ZM86 213V212H85ZM89 212H87V214H88ZM117 213H120V212H117ZM125 213V212H124ZM133 213V214H134ZM160 213V212H159ZM171 213V212H170ZM178 213V212H177ZM179 213H181V214H183V212H179ZM207 213H209V212H207ZM236 213V212H235ZM234 213V214H235ZM245 213V212H244ZM12 214V213H11ZM54 214V213H53ZM56 214H57V212H56ZM63 214V213H62ZM70 214H72V213H70ZM81 214V213H80ZM80 214H79V216H80ZM116 214V213H115ZM126 214V213H125ZM131 214V213H130ZM129 214V215H130ZM146 214V213H145ZM149 214V213H148ZM147 214V215H148ZM164 214V213H163ZM166 214V213H165ZM227 214H229V212L227 213ZM242 214V213H241ZM58 215V214H57ZM68 215V214H67ZM73 215V214H72ZM88 215H91L90 213L88 214ZM92 215H94V214H92ZM91 215V216H92ZM128 215V214H127ZM138 215V214H137ZM144 215V214H143ZM146 215V216H147ZM162 215V214H161ZM180 215V214H179ZM179 215L177 216V217H179ZM188 215V214H187ZM229 215H231V214H229ZM3 217H4V215H2ZM37 216V215H36ZM61 216V215H60ZM68 216H70V215H68ZM142 216V215H141ZM157 216V215H156ZM184 216H186L185 214L183 215V217ZM202 216V215H201ZM250 216V215H249ZM8 217V216H7ZM12 217V216H11ZM116 217H120V216H116ZM130 217H132V216H130ZM134 217V216H133ZM138 217V216H137ZM169 217V216H168ZM172 217H174V216H172ZM182 217V216H181ZM187 217V216H186ZM198 217H199V215H198ZM214 217V216H213ZM232 217V216H231ZM231 217H229L230 219H232ZM234 217V216H233ZM248 217V216H247ZM63 218H65L64 216H62V219ZM135 218L136 217H134V220H135ZM138 218H140V217H138ZM152 218V217H151ZM170 218V217H169ZM200 218V217H199ZM250 218V217H249ZM257 218V217H256ZM17 219H19V218H17ZM23 219V218H22ZM61 219V220H62ZM73 219V221H74V218H71L70 219V221ZM79 219H80V217H79ZM141 219V218H140ZM143 219V218H142ZM145 219V218H144ZM162 219H163V217H162ZM164 219H165V216H164ZM178 219H180V218H178ZM11 221H13L12 219H10ZM60 220V221H61ZM77 220V219H76ZM87 220V219H86ZM86 220H85V224H86ZM117 220H118V218H117ZM169 220V219H168ZM181 220V219H180ZM69 221V220H68ZM69 221V222H70ZM121 221V220H120ZM130 221V220H129ZM153 221V220H152ZM158 221V220H157ZM156 221V222H157ZM162 221V220H161ZM160 221V222H161ZM218 221H220V220H218ZM240 221V220H239ZM245 221V220H244ZM247 221V220H246ZM245 221V222H246ZM28 222V221H27ZM52 222H53V220H52ZM77 222V221H76ZM98 222H99V220H98ZM123 222V221H122ZM141 223H142V221H140ZM154 222V221H153ZM163 222V221H162ZM170 222H171V220H170ZM172 222H174V221H172ZM178 222V221H177ZM217 222V221H216ZM228 222H229V220H228ZM232 222V221H231ZM231 222H229V223H231ZM1 223H4V224H1ZM49 223H51V222H49ZM79 223V222H78ZM137 225L139 224V223H137V222H135ZM144 223V222H143ZM155 223V222H154ZM165 223V222H164ZM167 223V222H166ZM165 223V224H166ZM181 223V222H180ZM224 223V222H223ZM226 223V222H225ZM229 223H227V224H229ZM7 225L8 226V228L9 227H12L13 229H15V230H17V233H18V231H19V233L21 234V236L27 241V243H28V246L30 247V249H33L34 251H35V253L36 254H41L42 252L44 253V251H43V248H41L40 247V245H43L44 247H45V245H47V240H42L41 242L42 243H39V241H38V238L36 237V235L35 234H32V233H28V231H26L24 228H22L19 224H18V222L16 223H10L6 218H1L0 217V227H1V225ZM80 224H82V223H80ZM118 224H119V220H118ZM121 224V223H120ZM123 224H127V223H123ZM144 224H146V223H144ZM144 224H142V225H144ZM149 224H150V222H149ZM148 224V225H149ZM153 224V223H152ZM216 224V223H215ZM220 224H221V222H220ZM232 224V223H231ZM52 225V224H51ZM116 225V227H117V224H115ZM129 224H127V226H128ZM131 225V224H130ZM137 225H136V227H137ZM155 225H157V224H153L152 226H154V228H156L157 226H155ZM160 225V224H159ZM158 225V226H159ZM174 225H177L176 224V221L174 222ZM184 225V224H183ZM250 225V224H249ZM260 225H264V224H260ZM64 226V225H63ZM62 225H60V227H63ZM92 227H93V225H91ZM103 227L104 225H100V227ZM126 226V227H127ZM162 226V225H161ZM166 226V225H165ZM4 227V226H3ZM53 227V226H52ZM57 227H59V226H57ZM85 227H88V226H86L85 225ZM95 227V226H94ZM98 227V226H97ZM96 227V228H97ZM99 227V228H100ZM102 227L100 228L101 230H103L102 229ZM126 227H124V228H126ZM135 227V228H136ZM144 227V226H143ZM147 227H150V226H147ZM146 227V229H148ZM160 227V226H159ZM166 227H168V226H166ZM194 227V226H193ZM213 227V226H212ZM215 227H217V226H215ZM224 227V226H223ZM2 228V227H1ZM51 228V227H50ZM84 228V227H83ZM82 228V229H83ZM172 228V227H171ZM195 228V227H194ZM193 228V229H194ZM220 228V227H219ZM218 228V229H219ZM251 228V227H250ZM59 229V228H58ZM62 229V228H61ZM65 229H66V227H65ZM86 229V228H85ZM106 229H108V227H106ZM113 230H116V228H112ZM111 229V230H112ZM132 229V228H131ZM138 229V228H137ZM165 229V228H164ZM163 229V230H164ZM225 229V228H224ZM79 230V229H78ZM90 230V229H89ZM110 230V229H109ZM121 230V229H120ZM133 230V229H132ZM139 230H140V228H139ZM145 230V229H144ZM166 230V229H165ZM168 230V229H167ZM171 230V229H170ZM210 230V229H209ZM229 230H230V228H229ZM55 231H56V229H55ZM63 231V230H62ZM61 231V232H62ZM85 231V230H84ZM137 231V230H136ZM143 231V230H142ZM154 231H156V230H154ZM214 231V230H213ZM217 231V230H216ZM215 231V232H216ZM223 231V230H222ZM231 231H233V230H231ZM60 232V231H59ZM83 232V231H82ZM112 232V231H111ZM139 232V231H138ZM148 232H149V230H148ZM150 232H152V231H150ZM161 232H162V230H161ZM169 231H165L164 233H168ZM181 232V231H180ZM186 232V231H185ZM212 232V231H211ZM15 233H16V231H15ZM81 233V232H80ZM113 233V232H112ZM114 233H116V232H114ZM130 233H131V230H130ZM129 233V234H130ZM136 233V232H135ZM141 233V232H140ZM173 233V232H172ZM201 233V232H200ZM199 233V234H200ZM219 232H217V234H218ZM226 233H228V232H226ZM231 233V232H230ZM262 233V232H261ZM260 233V234H261ZM63 234V233H62ZM69 234V233H68ZM67 234V235H68ZM89 234V233H88ZM133 235H135L134 233H132ZM131 234V235H132ZM138 234V233H137ZM151 234V233H150ZM149 234V235H150ZM152 234H154V232L152 233ZM163 235V232L162 233H160V235ZM174 234V233H173ZM183 235H184V233H182ZM186 234V233H185ZM234 234V233H233ZM70 235V234H69ZM82 235V234H81ZM98 235H99V232H98ZM111 235V234H110ZM118 235V234H117ZM120 235V234H119ZM119 235L117 236V237H119ZM127 235V234H126ZM161 235V236H162ZM172 234H170V236H171ZM175 235V234H174ZM174 235H173V237H174ZM189 235H191V234H189ZM193 235V234H192ZM196 235V234H195ZM218 235H221V234H218ZM223 235V234H222ZM13 236V235H12ZM11 236V237H12ZM17 236V235H16ZM136 236V235H135ZM156 236V235H155ZM164 236H165V234H164ZM188 236V235H187ZM262 236H264V235H262ZM11 237H10V239H11ZM56 237V236H55ZM69 237V236H68ZM82 237V236H81ZM111 237V236H110ZM116 237V238H117ZM127 237V236H126ZM138 237V236H137ZM146 237V236H145ZM151 237H154V235L153 236H151ZM157 237V236H156ZM159 237V236H158ZM166 237H168V236H166ZM165 237V238H166ZM172 237V236H171ZM176 237V236H175ZM174 237V238H175ZM184 237V236H183ZM194 237V236H193ZM222 237V236H221ZM220 237V238H221ZM234 237V236H233ZM247 237V236H246ZM94 238V237H93ZM98 238V237H97ZM115 238V237H114ZM128 238V237H127ZM130 238V237H129ZM185 238V237H184ZM197 238V237H196ZM208 238V237H207ZM217 238V237H216ZM237 238V237H236ZM258 238V237H257ZM13 239V238H12ZM17 239V238H16ZM15 239V240H16ZM20 240H21V238H19ZM91 239V238H90ZM89 239V240H90ZM125 239V238H124ZM134 239V238H133ZM143 239V238H142ZM148 239V238H147ZM146 239V240H147ZM154 239H156V238H154ZM158 239V238H157ZM161 239H162V237H161ZM161 239H159V240H161ZM164 239V238H163ZM162 239V240H163ZM168 239V238H167ZM166 239V240H167ZM206 239V238H205ZM210 239H212V238H209V240ZM235 239V238H234ZM238 239V238H237ZM19 240V241H20ZM70 240V239H69ZM117 240H118V238H117ZM153 240V239H152ZM159 240H158V243H159ZM161 240V241H162ZM213 240V239H212ZM215 240H217V239H215ZM214 240V241H215ZM242 240H244V239H242ZM18 241V240H17ZM87 241V240H86ZM85 241V242H86ZM114 241V240H113ZM128 240L126 239L125 240V242H127ZM130 241H131V238H130ZM13 242V241H12ZM98 242H99V240H98ZM97 242V243H98ZM108 242V241H107ZM119 244H120V242L119 241H117ZM141 242V241H140ZM148 242V241H147ZM213 242V241H212ZM4 242H3V239L2 238H0V245L1 244H3ZM19 243V242H18ZM79 242H77V244H78ZM82 243H84V242H82ZM96 243V244H97ZM100 243H101V241H100ZM99 243V244H100ZM113 243V242H112ZM158 243H156V244H158ZM200 243V242H199ZM223 243V242H222ZM221 243V244H222ZM9 244V243H8ZM74 244V243H73ZM102 244H103V242H102ZM123 244V243H122ZM136 244H138V242L136 241ZM152 244H155V242L154 243H152ZM156 244L155 245H153V246H156ZM166 244V243H165ZM165 244H162L161 243V245H165ZM182 244V243H181ZM225 244V243H224ZM237 244H238V242H237ZM253 244V243H252ZM19 245H21V244H19ZM25 245V244H24ZM74 245H76V244H74ZM73 245V246H74ZM81 245V244H80ZM98 245V244H97ZM105 245V244H104ZM139 245V244H138ZM184 245V244H183ZM182 245V246H183ZM199 245V244H198ZM66 246V245H65ZM114 246H116V245H114ZM137 246V245H136ZM204 246V245H203ZM240 246H241V244H240ZM243 246V245H242ZM251 246V245H250ZM8 247V246H7ZM81 247V246H80ZM89 247H90V245H89ZM98 247H100V246H98ZM109 247V246H108ZM107 247V248H108ZM122 247V246H121ZM120 247V248H121ZM130 247V246H129ZM129 247H125V244H124V248H126L127 249V252H129L130 250H129ZM140 247V246H139ZM139 247H135V248H139ZM178 247V246H177ZM230 247H231V245H230ZM82 248V247H81ZM131 248V247H130ZM226 248V247H225ZM243 248V247H242ZM264 248V247H263ZM90 249V250H89ZM89 249H87V250H89V251H92L91 250V248H89ZM97 249V248H96ZM95 249V250H96ZM184 249V248H183ZM83 250V249H82ZM86 250V249H85ZM84 250V251H85ZM120 250V249H119ZM119 250H116V252H118ZM129 250V251H128ZM146 250H148V249H145V251ZM211 250V249H210ZM230 250V249H229ZM246 250V249H245ZM254 250H255V248H254ZM33 251V252H34ZM88 251V252H89ZM111 251H113V250H111ZM136 251V250H135ZM142 251V250H141ZM153 251V250H152ZM155 251V250H154ZM153 251V252H154ZM185 251V250H184ZM187 251V250H186ZM203 251V250H202ZM212 251V250H211ZM3 252V251H2ZM24 252V251H23ZM86 252V251H85ZM127 252H126V254H127ZM147 252V251H146ZM150 252V250L148 251V253ZM152 252V253H153ZM194 252H196V251H194ZM76 253H78V252H76ZM80 253V252H79ZM83 253V252H82ZM92 254H94L93 252H91ZM114 253H115V250H114ZM157 253H158V251H157ZM230 253L231 252H229V254L228 255H230ZM20 254V253H19ZM72 254V253H71ZM88 254H90V253H88ZM125 254V253H124ZM133 254H134V252H133ZM189 254V253H188ZM82 255V254H81ZM84 255H86V254H84ZM135 255V254H134ZM145 255V254H144ZM147 255V254H146ZM153 255V254H152ZM186 255V254H185ZM190 255V254H189ZM221 255V254H220ZM33 256H34V254H33ZM102 256V255H101ZM111 256H113V255H111ZM116 256V255H115ZM136 256V255H135ZM150 256V255H149ZM173 256V255H172ZM187 256V255H186ZM232 257H233V255H231ZM250 256V255H249ZM15 257V256H14ZM17 257V256H16ZM32 257V256H31ZM82 257H83V255H82ZM124 257H126V256H124ZM143 257V256H142ZM161 257V256H160ZM202 257V256H201ZM251 257V256H250ZM21 258V257H20ZM71 258V257H70ZM69 258V259H70ZM95 258V257H94ZM108 258V257H107ZM109 258H111V257H109ZM127 258V257H126ZM162 258V257H161ZM167 258H169V257H167ZM231 258V257H230ZM258 259L257 260H259V257H257ZM8 259H10V258H8ZM24 259V258H23ZM26 259V258H25ZM68 259V260H69ZM72 259V258H71ZM90 259H92V258H90ZM101 259V258H100ZM112 259V258H111ZM148 259V258H147ZM172 259V258H171ZM170 259V260H171ZM219 259V258H218ZM237 259V258H236ZM15 260V259H14ZM28 260V259H27ZM109 260V259H108ZM116 260V259H115ZM133 260V259H132ZM131 260V261H132ZM135 260H136V258H135ZM139 260V259H138ZM145 260V259H144ZM152 260V259H151ZM166 260V259H165ZM234 261H235V259H233ZM238 260V259H237ZM236 260V261H237ZM26 261V260H25ZM70 261V260H69ZM104 261H106V259L104 260ZM103 261V262H104ZM110 261V260H109ZM118 261H121V260H118ZM118 261L117 262H115L114 264H117L118 263ZM129 261V260H128ZM150 261V260H149ZM153 261V260H152ZM215 261V260H214ZM231 261V260H230ZM9 262V261H8ZM56 262V261H55ZM101 262V261H100ZM100 262H98V264H101ZM130 262V261H129ZM137 262V261H136ZM139 262V261H138ZM159 262V261H158ZM162 262V261H161ZM206 262V261H205ZM204 262V263H205ZM228 262H229V260H228ZM262 262V261H261ZM33 263V262H32ZM36 263V262H35ZM47 263V262H46ZM70 263V262H69ZM97 263V262H96ZM121 263H123L122 261H121ZM135 263V262H134ZM153 263V262H152ZM162 263H164V262H162ZM227 263V261L225 262V264ZM231 263V262H230ZM229 263V264H230ZM235 263V262H234ZM34 264V263H33ZM45 264V263H44ZM132 264V263H131ZM148 264V263H147ZM157 264V263H156ZM164 264H166V263H164ZM228 264V263H227ZM233 264V263H232ZM243 264V263H242Z\"/></svg>","mask_w":264,"mask_h":264}]
</instances>
